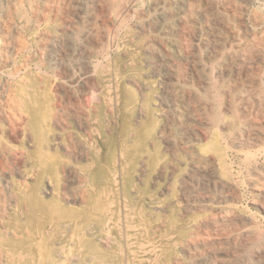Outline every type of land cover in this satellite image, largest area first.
Returning a JSON list of instances; mask_svg holds the SVG:
<instances>
[{
    "label": "rangeland",
    "instance_id": "rangeland-1",
    "mask_svg": "<svg viewBox=\"0 0 264 264\" xmlns=\"http://www.w3.org/2000/svg\"><path fill=\"white\" fill-rule=\"evenodd\" d=\"M96 1H98V2H96ZM114 1L115 2H113L112 0H106V1L105 0H76V1L75 0H68V1H66V0H63V1L62 0H47V1L46 0H38V1L37 0H35V1L34 0H24V2H23V0H18V1L17 0H7V1L0 0V8L2 7L0 9V24H3L5 20L8 22L7 23L5 21L6 22L5 25H8V24L10 25V23H11L10 27H5L4 29H0V34H1L0 35V40H1L0 41V47L6 45L7 43L16 42V40H18V41L20 40L19 42L21 43L20 47H17L13 51V54L11 53L9 55L10 61L7 64L5 63V65H3L4 66L3 72L5 71L4 74L8 76V80H11L9 82L12 84V87L14 90H16V89L18 90L20 86L23 87V91L25 93L24 94L25 98L28 96L27 99H28V101L31 102L29 112L27 115V125L29 127L30 133H32V134H30L29 137L28 136L26 137V135L23 133L22 130L15 129V127L8 125L6 120L5 121L2 120V122H0V126H1L0 127V145L4 144V146H7V148H6L7 151L4 152V154L3 153L0 154V160H1L0 161V185H2L0 187V193H1L0 194V211H3L1 213H5L4 215L0 213V218H1L0 219V223H1L0 224V250L2 249L1 251L5 254L4 255L0 251V253H1L0 254V264H35V263H37V264L38 263L39 264H58V263L59 264H72V263H74L75 260L77 262L75 261L74 264H82V263L85 264L87 261H88V263H86V264H92V263L93 264H96V263L97 264H105L106 262H107L106 264H128V263L129 264H147V261H148V264H155V263L159 264V262H160V264H164V263L165 264H196L197 262H198L197 264H249V263L260 264L261 262H264V258H263L264 257V241H263L264 240V236H263L264 235V229H263L264 228V209L262 208V207H264V205H263V203H264V189H263L264 188V166H263L264 165V141H263V139H264L263 138L264 137V135H263L264 134V129H263L264 128V126H263L264 125V93H263V91H264L263 90L264 89V78H263L264 77V56H263L264 55V52H263L264 51V44H263V42H264L263 41L264 40V37H263L264 36V21H263L264 20V7H263L264 6V0H260V1L259 0H245V1L244 0H238V1L237 0H202V1L201 0H196V1L195 0H169L168 2L166 0H153V1L152 0H141V1L140 0H135V1L134 0H127V1L126 0H114ZM149 1H150V3H149ZM236 1H237V3H236ZM31 2H32V4H31ZM89 2H91V3H89ZM192 2H193V4H192ZM25 3H27V4H25ZM197 3H198V5H197ZM246 3H247V5H246ZM51 4H54V5L56 4L55 6H57V7H55L54 5H51ZM194 4H196L197 7ZM40 5H41V7H40ZM98 5H100V6H98ZM181 5H182V7H181ZM44 7H45V9H44ZM109 7H111V8H109ZM155 7H156V9H155ZM190 7H193L194 9L190 8ZM15 8H18V9H15ZM173 8H174V10H173ZM248 8H249V10H247ZM253 8H255V9H253ZM4 9H6V10H4ZM26 10L29 12H27ZM44 10H46V11H44ZM143 10H145V11H143ZM240 10H241V12H240ZM109 11H110V13H109ZM158 11H162V15L159 14ZM235 11H237V13ZM48 12L51 15H49ZM225 12H227V14ZM231 12H232V14H231ZM3 13L6 15H4ZM97 13H99V14H97ZM174 13H175V15H174ZM192 13H194V14L192 15ZM228 13H230L231 15ZM238 13L241 15V17ZM27 14H28V16H27ZM221 14L224 16H222ZM249 14H250V16H249ZM255 14H256V16H255ZM34 15H35V17H34ZM205 15L206 16L208 15V16L206 17ZM215 16H216L217 20H216ZM1 17H3V18H1ZM27 17H29V18H27ZM231 17H233V18H231ZM68 18H69V21H68ZM89 18H91V19H89ZM208 18H210V19H208ZM221 18H223L224 21H221L222 20ZM248 19H250L251 21ZM81 20H82V22H81ZM127 20L130 22H128ZM255 20H257V21H255ZM111 21H113V22H111ZM123 21L125 22V24H123L124 23ZM49 22H51V23H49ZM190 22L192 24H190ZM222 22H224V23H222ZM105 23H107V24L105 25ZM245 23H247V24H245ZM28 24H29V26H28ZM30 24H32V25H30ZM34 24H38V25L35 26ZM203 24H204V26H203ZM155 25H156V27H155ZM188 25H190V26H188ZM196 25H198V26H196ZM84 26H85V28H84ZM152 26H154L155 28ZM168 26L171 27V29ZM212 26H214V27H212ZM243 26L248 27V28H245ZM41 27H42V29H40ZM233 27H235L234 28L235 30L232 29ZM236 27H238L240 29H238ZM38 28H39V30H38ZM106 28H107V30H106ZM118 28H120V29H118ZM133 28H134V30H133ZM8 29H10V30H8ZM30 29H32V31ZM236 29L238 30V32ZM23 30H25V31H23ZM79 30H81V31H79ZM108 31L109 32L111 31L112 33H109ZM15 32L17 35L15 34ZM106 32H108L109 34L107 35ZM165 32L166 33L168 32L169 34L168 33L166 34ZM259 32L261 33V35ZM44 33H45V35H44ZM92 33H94V34H92ZM217 33H218V35H217ZM219 33H220V35H219ZM18 34H22V35H18ZM34 34H36V35H34ZM144 34H145V36H144ZM223 34L225 37L222 36ZM226 34H227V37H226ZM24 35H25V37H24ZM213 35H215V36H213ZM9 36H11V37H9ZM26 36H28V37H26ZM134 36H135V38L137 37L139 41L137 40V38L135 39ZM185 36H186V38H185ZM202 36H203V38H202ZM41 37H43V38H41ZM52 37H53V39H51ZM142 37H143V39H142ZM145 37H147L146 40H145ZM28 38H30V39L27 40ZM75 38H77V39H75ZM79 38L82 40H80ZM105 38H106V40H105ZM67 39H69V40H67ZM101 39H103V41ZM189 39H190V41L192 40L191 41L192 43L189 41ZM257 39H258V41H257ZM95 40L97 41V43H95L96 42ZM140 40H141V42H140ZM171 41H173L174 43ZM23 42H25L27 45L24 44ZM28 42H30V44H28ZM163 42H164V44H163ZM104 43H106L105 44L106 46H104ZM142 43L144 44L143 46H142ZM187 43H189V44H187ZM232 43H234V44H232ZM62 44H63V46H62ZM109 44H111V45H109ZM100 45L102 46V48ZM167 45H169V46H167ZM32 46H33V48H32ZM94 46L97 48H95ZM116 46H117V48H116ZM212 46H214V47H212ZM51 47L54 49H52ZM63 47L65 49H63ZM140 47L142 49H140ZM223 47H224V49H223ZM206 48H208V49H206ZM33 49H35V51ZM85 49H87V50H85ZM133 49H135L136 51ZM217 49H219V50H217ZM18 50H22L23 52L22 51L19 52ZM140 50H141V52H140ZM232 50H234V51H232ZM53 51H55V52H53ZM59 51H60V53H59ZM88 51H90V53ZM131 51H133V53ZM157 51L158 52L160 51V52L158 53ZM73 53L75 55H73ZM130 53H132V54H130ZM138 53H139V55H138ZM148 53H150V54H148ZM153 53H156V54H153ZM204 53H206V54H204ZM51 54H52V56H51ZM117 54H120V55H117ZM141 54L143 55L142 57L140 56ZM176 54H178V55H176ZM25 55H27V56H25ZM131 55H133V56H131ZM175 56L178 58H176ZM180 56L182 57V59ZM208 56H209V58H208ZM247 56H249V57H247ZM13 57H15L14 60L11 59ZM19 57L20 58L22 57V58L20 59ZM23 57H25V58H23ZM87 57H89V59ZM191 57H193V58H191ZM201 58H202V60H201ZM46 60H48V62ZM55 60H56V62H55ZM139 60L140 61L142 60L141 62L142 63L144 62V63L142 64ZM200 60L202 62H200ZM226 60H228V61H226ZM261 60H262V62H261ZM103 61H105L106 63ZM129 61L130 62L132 61V64ZM22 62H24V63H22ZM18 63H21V64H18ZM26 63L29 66H27ZM111 63H114V64L112 65ZM107 64H108L109 68L106 67ZM124 64H125V66H124ZM258 64H259V66H258ZM178 65L179 66L181 65L180 66L181 68ZM98 66H99V68H98ZM114 66H115V68H114ZM117 66H118V68H117ZM122 66H124V68ZM133 66L135 68H132ZM167 66H170V67H167ZM11 67H13V68H11ZM14 67H15V71H14ZM43 67H45V68H43ZM56 67L58 69H56ZM225 67H227V68L225 69ZM182 68L184 69V71ZM214 68H216V69H214ZM222 68H223V70H222ZM243 68H245V69L242 70ZM28 69L30 70V72ZM42 69H43L44 74L42 73ZM48 69H50V70H48ZM17 70H18V72H17ZM146 70H148L150 73ZM190 70L193 73L190 72ZM108 71H109V74H108ZM130 71H132V72H130ZM171 71H173V72H171ZM14 72L16 75L14 74L15 76H11L10 73H14ZM46 72H48L49 74ZM56 73H57V75H56ZM188 73H189V75H188ZM235 73H236V75H235ZM81 75H83V76L81 77ZM108 75H111V76H108ZM112 75H114L113 78H112ZM174 75H176V76H174ZM249 75H250V77H249ZM131 76H132V78H131ZM145 76H147V77H145ZM191 76H194V78ZM39 77H42V78H39ZM63 77H65V78H63ZM155 77L156 78L159 77V78L156 79ZM187 77L190 79H188ZM2 78H3V75H0V81L2 80ZM109 78H111V79H109ZM126 78H127V80H126ZM243 78H245V79H243ZM30 79H32V80H30ZM142 79H145L146 81L142 80ZM197 79H199V80H197ZM223 79H227V80H223ZM139 80H140V82H138ZM118 81H119V83H118ZM159 82H161V83H159ZM258 82H259V84H258ZM40 83H41V85H40ZM55 83L57 85H55ZM99 83H100V85H99ZM105 84H106V86H105ZM160 84H161V87H160ZM141 85H143V86H141ZM172 85H175V86H172ZM43 86H44V88H43ZM93 86H95L97 88H95V87L92 88ZM144 86L146 87V89ZM103 87H104V89H103ZM115 87H117V88H115ZM129 87H130V89H129ZM156 87H158V90ZM164 87H165V89H164ZM48 89H49V91H48ZM85 89H86V91H85ZM17 90H16V92H17ZM53 90H54V92H53ZM91 90L97 94V100L98 101L91 97ZM260 90H262V91L260 92ZM134 91H135V94H134ZM258 91H259V93H258ZM71 92H74V93H71ZM137 92L140 95H137ZM220 92H221V95H220ZM181 93H183V94H181ZM242 93H244V94H242ZM53 94H55V95H53ZM255 94H256V96H255ZM0 95H2L1 92H0ZM87 95H88V97H87ZM100 95L102 96V98ZM58 96H59V98H58ZM138 96H139L140 100L139 99L137 100ZM154 96L156 99L154 98ZM81 97H83V98H81ZM111 97H114V98H111ZM86 98H87V100H86ZM128 98H130L129 99L130 101L128 100ZM165 98H167V99H165ZM80 99H82V101H80ZM108 99L110 100V102L108 101ZM159 99H160V101H159ZM247 99H248V101H247ZM100 100H101V102H100ZM103 100L106 102H103ZM153 100H155V101H153ZM199 100L201 101L202 104L200 103ZM242 100L243 101L245 100V101L243 102ZM145 101H146V103H145ZM151 101H153V102H151ZM54 102H55V104H54ZM181 102H183L184 104ZM192 102H194V103H192ZM32 103H33V105H32ZM105 103H107V104H105ZM179 103L181 104V106ZM229 103H231V104H229ZM252 103L255 105H253ZM95 104H96V106H95ZM129 104H131L132 107ZM144 104H146V106ZM177 106H178V109H177ZM220 106H221V108H220ZM97 107H99V108H97ZM129 107H131V108H129ZM132 109L134 111L136 110L135 111L136 113ZM193 109H194V111H192ZM85 110H86V112H85ZM129 110H131V111H129ZM247 110H248V112H247ZM72 111L76 112L75 116L72 115V114H74ZM88 111H89V113H88ZM105 111H106V114H105ZM142 111H144V112H142ZM166 111H168V112H166ZM201 111H203V112H201ZM5 112H6V114H8L9 113L8 109H5ZM51 112H53V113H51ZM173 112H174V114H172ZM68 114H69V116H67ZM155 115L158 117H156ZM96 116H98V117H96ZM133 116H135V117H133ZM197 116L199 117L198 119H197ZM247 116H249V117L247 118ZM57 117H59V118L56 119ZM131 117H132V119H130ZM238 117H240V118L238 119ZM96 118H97V120H96ZM139 118H140V120H139ZM112 119H114V120H112ZM176 119H177V121H176ZM138 120H139V122H138ZM170 120H172V121H170ZM240 120H242V121H240ZM159 121L160 122L162 121V122L160 123ZM72 122H74V123H72ZM114 122H115V124H114ZM117 122L119 124H117ZM174 122H175V125H174ZM181 122H182V125H181ZM106 123H107V126H106ZM131 123L133 126L131 125ZM70 124H72V125H70ZM259 124H260V126H259ZM89 125H90V127H89ZM99 125H100V127H99ZM102 125H104L103 126L104 128H102ZM32 126H34V127H32ZM186 126H188V127L186 128ZM57 127H58V129H55ZM260 127H261V130H263V131H260ZM85 128H86V130H85ZM101 128L104 132L101 131ZM177 128H180V129L182 128V129L180 130ZM157 129H159V132L157 131ZM222 129L224 131H222ZM11 130H13V131H11ZM109 130H111V131L109 132ZM15 131L16 132L19 131V132L16 133ZM69 131H71V134ZM79 131L81 134H83V136L81 134H79ZM87 131H89V132H87ZM165 131H166V133H165ZM254 131H256V132H254ZM160 132H164V134L160 133ZM238 132H240V134H238ZM126 133L128 136H126ZM64 134H66V135H64ZM160 134H161V137H160ZM246 134H247V136H246ZM51 135L54 138H52ZM152 135H156V136L152 137ZM235 135L236 136L239 135V136L236 137ZM222 136H224V137H222ZM256 136H258V137H256ZM104 137H106V138H104ZM121 137H123L122 140H121ZM17 138H19V139H17ZM49 138H51V139H49ZM62 138H63V140H62ZM229 138H230V140H229ZM236 138H238V139H236ZM240 138H242V139H240ZM57 139H60V140H57ZM115 140H116V142H115ZM135 140H136V142H134ZM155 140H157L160 144ZM226 140H228V141H226ZM75 141H76V143H75ZM89 141H92V142H89ZM102 141H104V142H102ZM121 141L124 143V144L122 143L123 145L121 144ZM132 141H133V143H132ZM144 141H145V143H144ZM125 142H127L128 144ZM169 142H171V143H169ZM95 143H98L99 145L95 144ZM147 143H149V145H147ZM167 143H169L170 145ZM89 144H90V147H89ZM229 144H230V146H229ZM70 145H71V147H70ZM121 145H122V147H121ZM157 145H159V146H157ZM161 145H163L162 148L160 147ZM108 146H109V149L107 148ZM127 146H129V148H131V149L128 150ZM147 146L150 148H148ZM249 146H252L253 148H251ZM104 147H105V149H104ZM180 147H181V149H180ZM239 147H240V152H239ZM257 147H258V149H257ZM91 148L93 150H96V151L93 152V150ZM141 148H143V149H141ZM229 148L232 150V152L230 151ZM170 149L171 150L173 149L172 150L173 152ZM235 149L237 151H235ZM253 149H254V151H253ZM13 151L15 152V154ZM103 151H105V152H103ZM132 151H133V153H132ZM225 151H226V153H225ZM230 152L233 153L234 155L230 154ZM22 153H23V156H21ZM74 153H75V155H74ZM90 153H92V154H90ZM153 153L155 154L154 156H153ZM248 153H249V155H248ZM228 154H230V155H228ZM177 155H179V156L177 157ZM86 156H87V158H86ZM114 156H116L117 158H115ZM128 157H130V158H128ZM133 157H135V158H133ZM65 158H67V159H65ZM177 158H180V159H177ZM248 158L250 160H248ZM253 158H255V159L253 160ZM64 159L67 162H65ZM115 159H117V160L115 161ZM221 159H224V160H221ZM256 159H257V162H256ZM89 160L91 161V163L89 162ZM148 160H150V161H148ZM229 160L231 163L229 162ZM5 161H7V162H5ZM123 161H125V162H123ZM232 161H233V164H232ZM247 161L249 163H247ZM112 162L115 166H117L116 168H115V166H113ZM122 162H123V164H122ZM234 162L237 164V166ZM254 162H255V164H254ZM86 163H88L87 164L88 166L86 165ZM126 163H127V165L128 164L129 165L127 166ZM26 164H27V166H26ZM105 164H107V166ZM143 165L146 166L145 169H144ZM152 165H153V167H152ZM246 165H248V166L245 167ZM63 166H65V168ZM74 166H76V167L74 168ZM118 166H119V169H118ZM131 166H133V167H131ZM17 167H19L20 171L15 169ZM135 167L136 168L138 167L139 169L137 168L138 169L137 170ZM150 167H152V168H150ZM32 169H34V171ZM114 169L116 170L117 174H116ZM152 169H153V171H151ZM239 169H241L242 171L240 170V172H239ZM120 170H122V171H120ZM149 170H150V173H148ZM251 170H253V171H251ZM62 171H63V173H62ZM81 171H83V172H81ZM175 171H177V172H175ZM127 172L131 173L132 175L127 174ZM241 172H245L246 174L241 173ZM247 172H248V174H247ZM125 173H126V177H125ZM66 175H67V177H66ZM129 175H131V176H129ZM155 175H156V177H155ZM166 175H168V176H166ZM84 176H86V177H84ZM100 176H102V177H100ZM122 176H123V178H122ZM178 176H180V177H178ZM239 176L242 178L241 180H240ZM144 177H145V179H144ZM166 177H167V179H166ZM47 178H48V180H46ZM85 178H87V179H85ZM98 178H100V179H98ZM114 178L116 181L113 180ZM170 178H171V180H170ZM217 178H218V180H217ZM44 179H45V181H44ZM131 179L132 180L134 179L133 180L134 182H131L132 181ZM100 180H101V182H100ZM126 180H127V182H126ZM128 180H130V181L128 182ZM142 180L144 181V183ZM220 180H223V181H220ZM226 180H227V183H226ZM253 180H254V182H253ZM159 181H160V183H158ZM241 181H243V182L241 183ZM80 182L82 183L81 186H80ZM110 182H111V184H110ZM152 182L154 183V185L152 184ZM176 182H177V184H176ZM179 182H180V184L181 183L182 184L181 185L178 184ZM238 182H239V184H238ZM7 183L11 186H9ZM26 183H27V185H26ZM74 183H75V185H74ZM94 183L97 185H95ZM103 184H107V185H103ZM146 184H147V186L145 187ZM50 185L52 188H50ZM93 185H95V186H93ZM155 185H158V186H155ZM230 185H232V186H230ZM163 186H166V187L164 188ZM258 186L259 187L261 186V188H259ZM83 187H86V189L84 188L85 189L84 190ZM103 187L106 188V190ZM159 187H161L160 188L161 190H159ZM253 187L254 188L256 187L258 189H256V188L254 189ZM46 188H48L50 190L47 189V191H46ZM127 188H128L129 194L126 190ZM148 188L150 189V191ZM51 189H52V191H51ZM69 189H70V191H69ZM116 189H118V190H116ZM236 189H237V191H236ZM4 190H6V191H4ZM7 190L9 191V193H7ZM77 190H80V191H77ZM81 190H83V191L81 192ZM87 190H88V192H87ZM177 190H178V192H177ZM244 190L246 191V193ZM40 191L41 192L44 191L43 193H45V194L41 193ZM124 191L127 193H125ZM143 191L146 193L144 194ZM182 191H183V193H182ZM232 191H233V193H231ZM238 191H240V193ZM56 192H57V194H56ZM61 192H62V194H61ZM134 192H136V193H134ZM150 192H151V194H150ZM156 192H158V193H156ZM166 192L168 193V196H166L167 195ZM250 192H251V194H250ZM98 193H102V194H98ZM110 193L113 194V196H114L113 199H114L115 203L113 202V199H111L112 194H110ZM118 193H119V195H118ZM14 194H16V195H14ZM83 194H85L86 197ZM142 194H144V195L141 196ZM261 194H263V195H261ZM98 195L102 196L103 200H102V197H100V196L97 197ZM105 195L107 197H109V199ZM127 195H129V196H127ZM179 195H181V196H179ZM187 195H188V197H187ZM68 196H70V197H68ZM72 196H74V197H72ZM240 196H242V197H240ZM13 197H15V198H13ZM66 197L69 200V203H68V200L66 199ZM104 197L108 201L106 199H104ZM134 197H135V199H134ZM221 197H222V199L220 200ZM80 198H82V199L80 200ZM127 198L129 199V201ZM5 199H6V202H5ZM83 199L85 200V202ZM142 199L144 202L142 201ZM95 200H96V203H97V201L99 203L102 201V203H100L99 205H98V203L95 204ZM117 200L119 201V203L117 202ZM130 200H131V203H130ZM140 201H142L141 204H140ZM166 201L167 202L169 201V202L167 203ZM123 202H125V203H123ZM136 202H137V204H135ZM157 202H159V203H157ZM250 202H252V203H250ZM6 203H7V205L8 204L9 205L6 206ZM51 203H53V204H51ZM107 203H109L111 205H109ZM117 203L119 204V206ZM142 203H145L146 205L142 204ZM160 204L162 206H160ZM10 205H11V207H9ZM129 205L131 206V209H130ZM132 205H133V207L135 205V207L133 208ZM163 205H164V207H163ZM98 206L99 207L101 206L102 209L99 208ZM120 206L122 209L119 208ZM217 206H218V208H217ZM222 206H224L225 208ZM51 207H52V210H51ZM104 207H105V209H104ZM123 208H125V209H123ZM181 208H182V210H180ZM106 209H107V211H105ZM110 209H111V211H110ZM87 210H89V211H87ZM90 210H92V211L90 212ZM94 210L96 212L98 210V212L96 213ZM116 210L118 211V213ZM124 210H125V212H124ZM160 210H161V212H160ZM174 210H176V211H174ZM18 211H21V212H18ZM100 211H101V213H100ZM149 211L153 212V213L151 214ZM224 211H225V213H224ZM253 211H255V212H253ZM82 212H83V214H82ZM105 212H107V213H105ZM109 212H110V214H109ZM120 212H122V213H120ZM175 212H177V213H175ZM210 212H212V213H210ZM227 212H229L230 214ZM84 213H86V215H84ZM98 213L101 215L99 216ZM144 213H146V214H144ZM173 213H175V215L176 214H178V215L174 216ZM231 213L234 215L232 216ZM71 214H73V215H71ZM136 214H139V215H136ZM95 215L97 218H95ZM146 215H148V216H146ZM212 216H214V218L215 217L216 218L214 219ZM100 217L102 218V221H100L101 220ZM103 217L105 219H103ZM92 218H93V220H92ZM233 218H234V220H232ZM252 219H254V220H252ZM65 220L66 221L68 220V221L66 222ZM118 220H120L121 222ZM181 220H182V222H181ZM259 220H260V223H259ZM78 221H79V223H78ZM60 222H63V223H60ZM91 222H93L94 224ZM96 222L98 224H96ZM102 222H103V224H102ZM184 222L186 225L184 224ZM211 222H212V224H211ZM105 223L107 226L105 225ZM4 224H5V226H4ZM15 224H16V226H15ZM100 224H102V225H100ZM115 224H118V225H115ZM164 224H165V226H164ZM215 224H216V226H215ZM84 225L86 227H84ZM258 225H259V227H258ZM54 226H55V228H54ZM105 226L108 228L110 227V228L108 229ZM122 227H123V229H122ZM132 227H134V228H132ZM152 227H153V229H151ZM176 227H178V228H176ZM227 227H229V228H227ZM16 228L17 229L20 228L19 229L20 231L17 230ZM23 228H24V230H21ZM85 228H87V229H85ZM90 228L93 230L90 231ZM97 228H98V230H97ZM141 228H143L144 230ZM48 229H51V230L49 231ZM62 229H64V230H62ZM68 229H70V230L68 231ZM104 229H106V230H104ZM217 229H219V230H217ZM8 230H9V233H8ZM10 230L14 233H12ZM82 230H84V231H82ZM149 230L151 231V233H149ZM178 230H181V232ZM190 230L192 233L190 232ZM59 231H61V232H59ZM63 231H65V232L67 231V233H65ZM94 231H96L97 233H95ZM99 231L102 234H99ZM172 231H174V232H172ZM187 231H189V232H187ZM196 231H197V233H196ZM47 232L49 233V236H48ZM93 232H94V235H93ZM104 232L106 234H108V236ZM258 232H259V234H258ZM5 233H7L8 235L5 236ZM61 233H63V234H61ZM144 233L146 236L144 235ZM163 233H165V234H163ZM170 233H171V235H170ZM260 233H261V236H260ZM151 234H154V235H151ZM208 234H210L211 236ZM214 234H217L218 236L217 235L214 236ZM95 235L97 236V238ZM224 235H226V236H224ZM105 236H106V238H105ZM158 236H160V237H158ZM168 236H169V238H168ZM237 236H238V238H237ZM114 237H115V239H114ZM153 237H154L155 241H154ZM248 237L251 239H249ZM85 238H86V240L88 239L89 241L88 240L86 241ZM93 238L95 240L94 242H93ZM143 238H145V239H143ZM148 238H152V239L150 240ZM244 238H247L248 240L244 239ZM65 239H66V242H63V241H65ZM97 239H98V241H96ZM102 239H103V242H102ZM109 239H110V241H109ZM215 239H217V240L215 241ZM114 240H115L116 244L119 242L121 245L119 243L117 244L118 246L115 243L113 244ZM148 240H149V242H148ZM158 240H160V241H158ZM260 240H261V242H260ZM61 241H62V243H61ZM75 241H76V243H75ZM84 241H85V244L82 246ZM233 241H234V243H233ZM53 242H55V243H53ZM77 242H78V244H77ZM80 242H81V244H80ZM87 242H89V243H87ZM91 242H93V243H91ZM95 242L98 244L95 245ZM123 242H124V244H123ZM193 242H195V243H193ZM246 242H247V244H246ZM138 243H139V245H138ZM49 244H51V245H49ZM90 244L91 245L94 244V245L91 246ZM78 245H79V247H78ZM109 245H110V247H109ZM65 246L70 247V249L65 247ZM103 246H104V248H103ZM115 246H117V247H115ZM119 246H123L124 248L123 247L119 248ZM155 246H157V247H155ZM195 246H196V248H195ZM61 247H62V250H60ZM77 247L79 249H77ZM106 247H108V249ZM114 247L116 248V252H114L115 251ZM153 247H155V248L153 249ZM160 248H162V249H160ZM186 248H190V250L186 249ZM192 248H194V249H192ZM261 248H263V249H261ZM66 249H68V250H66ZM74 249H77V250H74ZM191 249H192V252H191ZM206 249H207L208 253L206 252ZM254 249H256L257 251ZM33 250H35V251H33ZM161 250H163V251H161ZM251 250H252V252H251ZM209 251H211V252H209ZM228 251H230V252H228ZM24 252H26V253H24ZM54 252H55V254H54ZM59 252H61V253H59ZM67 252H69L71 255H73L75 252L76 256L73 255L69 260L65 261L64 255ZM105 252H108V253H105ZM172 252H174V254ZM234 252H235V254H234ZM58 253L60 254V256ZM80 253H81V255H80ZM77 254H78V256H77ZM153 254H155L156 257ZM221 254L224 256H221ZM25 255H27L28 257ZM109 255H111V257ZM259 255H260V257L261 256L262 257L260 258ZM177 256H178V258H177ZM254 256H256V257H254ZM3 257H5V258H3ZM73 257H74V259H72ZM77 257H78V259H75ZM86 257H89L90 259L86 258ZM120 257H122V258H120ZM134 257L135 258L137 257V258L134 259ZM120 259H121V263L119 261ZM163 259H164V261H163ZM85 260H86V262H84ZM156 260L159 262L157 263ZM36 261H38V262H36ZM68 261H70L71 263Z\"/></svg>",
    "mask_w": 264,
    "mask_h": 264
},
{
    "label": "bare ground",
    "instance_id": "bare-ground-1",
    "mask_svg": "<svg viewBox=\"0 0 264 264\" xmlns=\"http://www.w3.org/2000/svg\"><path fill=\"white\" fill-rule=\"evenodd\" d=\"M5 1H7V0H5ZM17 1H18V0H17ZM34 1H35V0H34ZM37 1H38V0H37ZM46 1H47V0H46ZM62 1H63V0H62ZM66 1H68V0H66ZM75 1H76V0H75ZM105 1H106V0H105ZM112 1L115 2L114 0H112ZM126 1H127V0H126ZM134 1H135V0H134ZM140 1H141V0H140ZM152 1H153V0H152ZM166 1L168 2L169 0H166ZM195 1H196V0H195ZM201 1H202V0H201ZM237 1H238V0H237ZM237 1H236V3H237ZM244 1H245V0H244ZM259 1H260V0H259ZM1 2H2V1H1ZM23 2H24V0H23ZM60 2H61V1H60ZM83 2H84V1H83ZM91 2H92V1H91ZM91 2H89V3H91ZM96 2H98V1H96ZM138 2H139V1H138ZM142 2H143V1H142ZM155 2H156V1H155ZM257 2H258V1H257ZM21 3H22V2H21ZM56 3H57V2H56ZM94 3H95V2H94ZM117 3H118V2H117ZM149 3H150V1H149ZM180 3H181V2H180ZM215 3H216V2H215ZM230 3H231V2H230ZM234 3H235V2H234ZM23 4H24V3H23ZM25 4H27V3H25ZM31 4H32V2H31ZM33 4H34V3H33ZM45 4H46V3H45ZM48 4H49V3H48ZM76 4H77V3H76ZM100 4H101V3H100ZM122 4H123V3H122ZM124 4H125V3H124ZM192 4H193V2H192ZM244 4H245V3H244ZM248 4H249V3H248ZM254 4H255V3H254ZM254 4H253V5H254ZM10 5H11V4H10ZM51 5H54V4H51ZM55 5H56V4H55ZM55 5H54V6H55ZM64 5H65V4H64ZM151 5H152V4H151ZM171 5H172V4H171ZM194 5H196V4H194ZM197 5H198V3H197ZM197 5H196V7H197ZM208 5H209V4H208ZM212 5H213V4H212ZM214 5H215V4H214ZM236 5H237V4H236ZM246 5H247V3H246ZM5 6H6V5H5ZM26 6H27V5H26ZM67 6H68V5H67ZM85 6H86V5H85ZM96 6H97V5H96ZM98 6H100V5H98ZM112 6H113V5H112ZM122 6H123V5H122ZM122 6H121V7H122ZM192 6H193V5H192ZM201 6H202V5H201ZM205 6H206V5H205ZM6 7H7V6H6ZM24 7H25V6H24ZM40 7H41V5H40ZM55 7H57V6H55ZM65 7H66V6H65ZM86 7H87V6H86ZM90 7H91V6H90ZM115 7H116V6H115ZM147 7H148V6H147ZM164 7H165V6H164ZM168 7H169V6H168ZM173 7H174V6H173ZM181 7H182V5H181ZM194 7H195V6H194ZM228 7H229V6H228ZM257 7H258V6H257ZM263 7H264V6H263ZM1 8H2V7H1ZM1 8H0V9H1ZM88 8H89V7H88ZM109 8H111V7H109ZM116 8H117V7H116ZM137 8H138V7H137ZM190 8H193V7H190ZM199 8H200V7H199ZM255 8H256V7H255ZM255 8H253V9H255ZM15 9H18V8H15ZM22 9H23V8H22ZM25 9H26V8H25ZM35 9H36V8H35ZM44 9H45V7H44ZM52 9H53V8H52ZM106 9H107V8H106ZM106 9H105V10H106ZM117 9H118V8H117ZM123 9H124V8H123ZM129 9H130V8H129ZM135 9H136V8H135ZM135 9H134V10H135ZM155 9H156V7H155ZM167 9H168V8H167ZM193 9H194V8H193ZM196 9H197V8H196ZM201 9H202V8H201ZM214 9H215V8H214ZM218 9H219V8H218ZM4 10H6V9H4ZM10 10H11V9H10ZM40 10H41V9H40ZM93 10H94V9H93ZM110 10H111V9H110ZM131 10H132V9H131ZM147 10H148V9H147ZM170 10H171V9H170ZM173 10H174V8H173ZM182 10H183V9H182ZM182 10H181V11H182ZM185 10H186V9H185ZM208 10H209V9H208ZM215 10H216V9H215ZM220 10H221V9H220ZM228 10H229V9H228ZM231 10H232V9H231ZM247 10H249V8H248ZM22 11H23V10H22ZM26 11H27V10H26ZM36 11H37V10H36ZM36 11H35V12H36ZM42 11H43V10H42ZM44 11H46V10H44ZM85 11H86V10H85ZM126 11H127V10H126ZM132 11H133V10H132ZM143 11H145V10H143ZM149 11H150V10H149ZM217 11H218V10H217ZM4 12H5V11H4ZM11 12H12V11H11ZM27 12H29V11H27ZM61 12H62V11H61ZM67 12H68V11H67ZM97 12H98V11H97ZM147 12H148V11H147ZM147 12H146V13H147ZM188 12H189V11H188ZM235 12L237 13V11H235ZM240 12H241V10H240ZM48 13H49V12H48ZM51 13H52V12H51ZM55 13H56V12H55ZM70 13H71V12H70ZM85 13H86V12H85ZM109 13H110V11H109ZM122 13H123V12H122ZM141 13H142V12H141ZM144 13H145V12H144ZM158 13L162 15V11H158ZM177 13H178V12H177ZM180 13H181V12H180ZM194 13H195V12H194ZM194 13H192V15H193ZM217 13H218V12H217ZM225 13L227 14V12H225ZM244 13H245V12H244ZM260 13H261V12H260ZM3 14H4V13H3ZM73 14H74V13H73ZM92 14H93V13H92ZM97 14H99V13H97ZM114 14H115V13H114ZM127 14H128V13H127ZM133 14H134V13H133ZM159 14H158V15H159ZM172 14H173V13H172ZM202 14H203V13H202ZM219 14H220V13H219ZM228 14H230V13H228ZM231 14H232V12H231ZM231 14H230V15H231ZM238 14H239V13H238ZM242 14H243V13H242ZM261 14H262V13H261ZM4 15H6V14H4ZM49 15H51V14L49 13ZM52 15H53V14H52ZM106 15H107V14H106ZM110 15H111V14H110ZM125 15H126V14H125ZM125 15H124V16H125ZM174 15H175V13H174ZM179 15H180V14H179ZM209 15H210V14H209ZM221 15H222V14H221ZM239 15H240V14H239ZM27 16H28V14H27ZM29 16H30V15H29ZM58 16H59V15H58ZM118 16H119V15H118ZM135 16H136V15H135ZM145 16H146V15H145ZM184 16H185V15H184ZM205 16H206V15H205ZM207 16H208V15H207ZM207 16H206V17H207ZM222 16H224V15H222ZM228 16H229V15H228ZM249 16H250V14H249ZM255 16H256V14H255ZM34 17H35V15H34ZM43 17H44V16H43ZM55 17H56V16H55ZM93 17H94V16H93ZM95 17H96V16H95ZM120 17H121V16H120ZM120 17H119V18H120ZM177 17H178V16H177ZM218 17H219V16H218ZM226 17H227V16H226ZM240 17H241V15H240ZM244 17H245V16H244ZM247 17H248V16H247ZM1 18H3V17H1ZM21 18H22V17H21ZM21 18H20V19H21ZM27 18H29V17H27ZM59 18H60V17H59ZM77 18H78V17H77ZM84 18H85V17H84ZM87 18H88V17H87ZM130 18H131V17H130ZM137 18H138V17H137ZM199 18H200V17H199ZM215 18H216V16H215ZM231 18H233V17H231ZM46 19H47V18H46ZM64 19H65V18H64ZM78 19H79V18H78ZM89 19H91V18H89ZM107 19H108V18H107ZM148 19H149V18H148ZM179 19H180V18H179ZM208 19H210V18H208ZM221 19H222L221 21H224L223 18H221ZM235 19H236V18H235ZM251 19H252V18H251ZM24 20H25V19H24ZM24 20H23V21H24ZM27 20H28V19H27ZM101 20H102V19H101ZM124 20H125V19H124ZM131 20H132V19H131ZM134 20H135V19H134ZM172 20H173V19H172ZM183 20H184V19H183ZM211 20H212V19H211ZM214 20H215V19H214ZM216 20H217V18H216ZM225 20H226V19H225ZM238 20H239V19H238ZM243 20H244V19H243ZM248 20H250V19H248ZM253 20H254V19H253ZM5 21H6V20H5ZM5 21H4L3 24H0V29H4L5 27H10L11 23L9 22L10 25H9V24H8V25H5V23L7 22V21H6V22H5ZM11 21H12V20H11ZM35 21H36V20H35ZM55 21H56V20H55ZM64 21H65V20H64ZM68 21H69V18H68ZM83 21H84V20H83ZM118 21H119V20H118ZM127 21H128V20H127ZM226 21H227V20H226ZM236 21H237V20H236ZM239 21H240V20H239ZM246 21H247V20H246ZM250 21H251V20H250ZM255 21H257V20H255ZM263 21H264V20H263ZM32 22H33V21H32ZM56 22H57V21H56ZM74 22H75V21H74ZM81 22H82V20H81ZM97 22H98V21H97ZM111 22H113V21H111ZM123 22H124V21H123ZM128 22H130V21H128ZM134 22H135V21H134ZM166 22H167V21H166ZM181 22H182V21H181ZM7 23H8V22H7ZM49 23H51V22H49ZM164 23H165V22H164ZM205 23H206V22H205ZM220 23H221V22H220ZM222 23H224V22H222ZM250 23H251V22H250ZM19 24H20V23H19ZM65 24H66V23H65ZM106 24H107V23H105V25H106ZM123 24H125V22H124ZM134 24H135V23H134ZM137 24H138V23H137ZM155 24H156V23H155ZM190 24H192V23L190 22ZM197 24H198V23H197ZM201 24H202V23H201ZM239 24H240V23H239ZM243 24H244V23H243ZM245 24H247V23H245ZM30 25H32V24H30ZM34 25L36 26V25H38V24H34ZM51 25H52V24H51ZM141 25H142V24H141ZM167 25H168V24H167ZM25 26H26V25H25ZM28 26H29V24H28ZM35 26H34V27H35ZM47 26H48V25H47ZM79 26H80V25H79ZM107 26H108V25H107ZM107 26H106V27H107ZM188 26H190V25H188ZM192 26H193V25H192ZM196 26H198V25H196ZM203 26H204V24H203ZM219 26H220V25H219ZM219 26H218V27H219ZM231 26H232V25H231ZM251 26H252V25H251ZM56 27H57V26H56ZM74 27H75V26H74ZM152 27H154V26H152ZM155 27H156V25H155ZM155 27H154V28H155ZM168 27H169V26H168ZM212 27H214V26H212ZM223 27H224V26H223ZM238 27H239V26H238ZM238 27H236V28H238ZM243 27H245V26H243ZM14 28H15V27H14ZM16 28H17V27H16ZM43 28H44V27H43ZM66 28H67V27H66ZM81 28H82V27H81ZM84 28H85V26H84ZM104 28H105V27H104ZM109 28H110V27H109ZM129 28H130V27H129ZM136 28H137V27H136ZM165 28H166V27H165ZM169 28L171 29V27H169ZM193 28H194V27H193ZM227 28H228V27H227ZM229 28H230V27H229ZM234 28H235V27H233L232 29H234ZM245 28H248V27H245ZM19 29H20V28H19ZM40 29H42V27H41ZM44 29H45V28H44ZM68 29H69V28H68ZM94 29H95V28H94ZM118 29H120V28H118ZM217 29H218V28H217ZM238 29H240V28H238ZM8 30H10V29H8ZM14 30H15V29H14ZM30 30L32 31V29H30ZM38 30H39V28H38ZM69 30H70V29H69ZM69 30H68V31H69ZM92 30H93V29H92ZM106 30H107V28H106ZM111 30H112V29H111ZM114 30H115V29H114ZM133 30H134V28H133ZM204 30H205V29H204ZM206 30H207V29H206ZM208 30H209V29H208ZM218 30H219V29H218ZM234 30H235V29H234ZM236 30H237V29H236ZM257 30H258V29H257ZM23 31H25V30H23ZM42 31H43V30H42ZM53 31H54V30H53ZM79 31H81V30H79ZM101 31H102V30H101ZM212 31H213V30H212ZM1 32H2V31H1ZM36 32H37V31H36ZM36 32H35V33H36ZM102 32H103V31H102ZM108 32H109V31H108ZM108 32H106L107 35H108L109 33H112L111 31H110L109 33H108ZM132 32H133V31H132ZM152 32H153V31H152ZM172 32H173V31H172ZM208 32H209V31H208ZM220 32H221V31H220ZM223 32H224V31H223ZM237 32H238V30H237ZM261 32H262V31H261ZM8 33H9V32H8ZM8 33H7V34H8ZM11 33H12V32H11ZM19 33H20V32H19ZM38 33H39V32H38ZM52 33H53V32H52ZM54 33H55V32H54ZM59 33H60V32H59ZM59 33H58V34H59ZM62 33H63V32H62ZM148 33H149V32H148ZM165 33H166V32H165ZM167 33H168V32H167ZM167 33H166V34H167ZM213 33H214V32H213ZM225 33H226V32H225ZM225 33H224V34H225ZM229 33H230V32H229ZM233 33H234V32H233ZM242 33H243V32H242ZM245 33H246V32H245ZM259 33H260V32H259ZM15 34H16V32H15ZM72 34H73V33H72ZM92 34H94V33H92ZM95 34H96V33H95ZM126 34H127V33H126ZM163 34H164V33H163ZM168 34H169V33H168ZM202 34H203V33H202ZM224 34H223L222 36H224ZM227 34H228V33H227ZM227 34H226V37H227ZM235 34H236V33H235ZM247 34H248V33H247ZM0 35H1V34H0ZM8 35H9V34H8ZM16 35H17V34H16ZM18 35H22V34H18ZM28 35H29V34H28ZM34 35H36V34H34ZM44 35H45V33H44ZM81 35H82V34H81ZM107 35H106V36H107ZM119 35H120V34H119ZM131 35H132V34H131ZM155 35H156V34H155ZM215 35H216V34H215ZM215 35H213V36H215ZM217 35H218V33H217ZM219 35H220V33H219ZM242 35H243V34H242ZM244 35H245V34H244ZM260 35H261V33H260ZM262 35H263V34H262ZM11 36H12V35H11ZM11 36H9V37H11ZM48 36H49V35H48ZM56 36H57V35H56ZM56 36H55V37H56ZM102 36H103V35H102ZM104 36H105V35H104ZM109 36H110V35H109ZM109 36H108V37H109ZM117 36H118V35H117ZM135 36H136V35H135ZM135 36H134V38H135ZM144 36H145V34H144ZM146 36H147V35H146ZM149 36H150V35H149ZM183 36H184V35H183ZM237 36H238V35H237ZM3 37H4V36H3ZM3 37H2V38H3ZM24 37H25V35H24ZM26 37H28V36H26ZM68 37H69V36H68ZM74 37H75V36H74ZM84 37H85V36H84ZM121 37H122V36H121ZM164 37H165V36H164ZM174 37H175V36H174ZM206 37H207V36H206ZM216 37H217V36H216ZM224 37H225V36H224ZM224 37H223V38H224ZM246 37H247V36H246ZM258 37H259V36H258ZM263 37H264V36H263ZM13 38H14V37H13ZM15 38H16V37H15ZM41 38H43V37H41ZM45 38H46V37H45ZM47 38H48V37H47ZM102 38H103V37H102ZM127 38H128V37H127ZM136 38H137V37H136ZM136 38H135V39H136ZM146 38H147V37H145V40H146ZM185 38H186V36H185ZM193 38H194V37H193ZM200 38H201V37H200ZM202 38H203V36H202ZM235 38H236V37H235ZM21 39H22V38H21ZM29 39H30V38H28L27 40H29ZM51 39H53V37H52ZM75 39H77V38H75ZM79 39H80V38H79ZM90 39H91V38H90ZM119 39H120V38H119ZM125 39H126V38H125ZM125 39H124V40H125ZM135 39H134V40H135ZM142 39H143V37H142ZM172 39H173V38H172ZM238 39H239V38H238ZM246 39H247V38H246ZM262 39H263V38H262ZM25 40H26V39H25ZM41 40H42V39H41ZM41 40H40V41H41ZM43 40H44V39H43ZM67 40H69V39H67ZM80 40H82V39H80ZM101 40L103 41V39H101ZM105 40H106V38H105ZM120 40H121V39H120ZM137 40H138V38H137ZM153 40H154V39H153ZM213 40H214V39H213ZM227 40H228V39H227ZM247 40H248V39H247ZM0 41H1V40H0ZM19 41H20V40H19ZM19 41L16 40V42H13V43H12V42H11V43H7L6 45L0 47V75H3V78H2V80L0 81V92H1V94H2V95H0V122H2V120H3V121L6 120V122H7L8 125H10V126H12V127H15V129H20V130H22L23 133L26 135V137H27V136L29 137L30 134H32V133H30V131H29V127H28V125H27V115H28V112H29V108H30L31 102L28 101V99H27L28 96L25 98V96H24L25 93H24V91H23V87L20 86L18 90L16 89V90H17V92H16V90L13 89L12 84L9 82V81H11V80H8V76L4 74L5 71L3 72V67H4L3 65H5V63L7 64V63L10 61V57H9V55H10L11 53L13 54V51H14L17 47H20V44H21V43H20ZM23 41H24V40H23ZM31 41H32V40H31ZM70 41H71V40H70ZM72 41H73V40H72ZM95 41H96V40H95ZM138 41H139V40H138ZM143 41H144V40H143ZM149 41H150V40H149ZM156 41H157V40H156ZM189 41H190V39H189ZM191 41H192V40H191ZM191 41H190V42H191ZM245 41H246V40H245ZM257 41H258V39H257ZM257 41H256V42H257ZM263 41H264V40H263ZM25 42H26V41H25ZM25 42H23V43L26 44ZM42 42H43V41H42ZM80 42H81V41H80ZM92 42H93V41H92ZM100 42H101V41H100ZM109 42H110V41H109ZM124 42H125V41H124ZM129 42H130V41H129ZM140 42H141V40H140ZM171 42H173V41H171ZM176 42H177V41H176ZM231 42H232V41H231ZM234 42H235V41H234ZM250 42H251V41H250ZM1 43H2V42H1ZM36 43H37V42H36ZM54 43H55V42H54ZM57 43H58V42H57ZM71 43H72V42H71ZM95 43H97V41H96ZM110 43H111V42H110ZM133 43H134V42H133ZM173 43H174V42H173ZM191 43H192V42H191ZM199 43H200V42H199ZM206 43H207V42H206ZM212 43H213V42H212ZM214 43H215V42H214ZM218 43H219V42H218ZM220 43H221V42H220ZM235 43H236V42H235ZM240 43H241V42H240ZM247 43H248V42H247ZM28 44H30V42H28ZM77 44H78V43H77ZM85 44H86V43H85ZM105 44H106V43H104V46H106ZM107 44H108V43H107ZM119 44H120V43H119ZM145 44H146V43H145ZM163 44H164V42H163ZM187 44H189V43H187ZM228 44H229V43H228ZM232 44H234V43H232ZM237 44H238V43H237ZM242 44H243V43H242ZM259 44H260V43H259ZM263 44H264V42H263ZM26 45H27V44H26ZM44 45H45V44H44ZM56 45H57V44H56ZM58 45H59V44H58ZM109 45H111V44H109ZM140 45H141V44H140ZM143 45H144V44L142 43V46H143ZM165 45H166V44H165ZM175 45H176V44H175ZM212 45H213V44H212ZM39 46H40V45H39ZM50 46H51V45H50ZM52 46H53V45H52ZM62 46H63V44H62ZM65 46H66V45H65ZM78 46H79V45H78ZM80 46H81V45H80ZM88 46H89V45H88ZM100 46H101V45H100ZM167 46H169V45H167ZM176 46H177V45H176ZM203 46H204V45H203ZM214 46H215V45H214ZM214 46H212V47H214ZM223 46H224V45H223ZM25 47H26V46H25ZM29 47H30V46H29ZM85 47H86V46H85ZM94 47H95V46H94ZM94 47H93V48H94ZM114 47H115V46H114ZM121 47H122V46H121ZM130 47H131V46H130ZM136 47H137V46H136ZM157 47H158V46H157ZM182 47H183V46H182ZM190 47H191V46H190ZM210 47H211V46H210ZM242 47H243V46H242ZM246 47H247V46H246ZM32 48H33V46H32ZM43 48H44V47H43ZM51 48H52V47H51ZM78 48H79V47H78ZM95 48H97V47H95ZM101 48H102V46H101ZM103 48H104V47H103ZM116 48H117V46H116ZM137 48H138V47H137ZM158 48H159V47H158ZM215 48H216V47H215ZM215 48H214V49H215ZM37 49H38V48H37ZM39 49H40V48H39ZM52 49H54V48H52ZM63 49H65V48L63 47ZM74 49H75V48H74ZM74 49H73V50H74ZM118 49H119V48H118ZM140 49H142V48L140 47ZM206 49H208V48H206ZM223 49H224V47H223ZM223 49H222V50H223ZM240 49H241V48H240ZM33 50L35 51V49H33ZM50 50H51V49H50ZM67 50H68V49H67ZM75 50H76V49H75ZM85 50H87V49H85ZM107 50H108V49H107ZM109 50H110V49H109ZM120 50H121V49H120ZM133 50H135V49H133ZM153 50H154V49H153ZM168 50H169V49H168ZM184 50H185V49H184ZM217 50H219V49H217ZM227 50H228V49H227ZM249 50H250V49H249ZM258 50H259V49H258ZM258 50H257V51H258ZM18 51L20 52V51H22V50H18ZM24 51H25V50H24ZM26 51H27V50H26ZM39 51H40V50H39ZM92 51H93V50H92ZM114 51H115V50H114ZM135 51H136V50H135ZM138 51H139V50H138ZM175 51H176V50H175ZM209 51H210V50H209ZM225 51H226V50H225ZM225 51H224V52H225ZM232 51H234V50H232ZM22 52H23V51H22ZM40 52H41V51H40ZM53 52H55V51H53ZM88 52L90 53V51H88ZM106 52H107V51H106ZM119 52H120V51H119ZM123 52H124V51H123ZM131 52L133 53V51H131ZM140 52H141V50H140ZM157 52H158V51H157ZM159 52H160V51H159ZM159 52H158V53H159ZM165 52H166V51H165ZM217 52H218V51H217ZM219 52H220V51H219ZM228 52H229V51H228ZM239 52H240V51H239ZM243 52H244V51H243ZM261 52H262V51H261ZM263 52H264V51H263ZM38 53H39V52H38ZM59 53H60V51H59ZM65 53H66V52H65ZM68 53H69V52H68ZM70 53H71V52H70ZM80 53H81V52H80ZM97 53H98V52H97ZM115 53H116V52H115ZM124 53H125V52H124ZM132 53H130V54H132ZM142 53H143V52H142ZM173 53H174V52H173ZM176 53H177V52H176ZM192 53H193V52H192ZM226 53H227V52H226ZM252 53H253V52H252ZM42 54H43V53H42ZM76 54H77V53H76ZM81 54H82V53H81ZM145 54H146V53H145ZM148 54H150V53H148ZM153 54H156V53H153ZM190 54H191V53H190ZM204 54H206V53H204ZM247 54H248V53H247ZM37 55H38V54H37ZM53 55H54V54H53ZM61 55H62V54H61ZM73 55H75V54L73 53ZM83 55H84V54H83ZM104 55H105V54H104ZM108 55H109V54H108ZM117 55H120V54H117ZM138 55H139V53H138ZM176 55H178V54H176ZM199 55H200V54H199ZM209 55H210V54H209ZM227 55H228V54H227ZM253 55H254V54H253ZM257 55H258V54H257ZM21 56H22V55H21ZM25 56H27V55H25ZM39 56H40V55H39ZM48 56H49V55H48ZM51 56H52V54H51ZM51 56H50V57H51ZM80 56H81V55H80ZM91 56H92V55H91ZM113 56H114V55H113ZM123 56H124V55H123ZM131 56H133V55H131ZM136 56H137V55H136ZM140 56L142 57L143 55L141 54ZM148 56H149V55H148ZM165 56H166V55H165ZM201 56H202V55H201ZM241 56H242V55H241ZM261 56H262V55H261ZM263 56H264V55H263ZM11 57H12V56H11ZM31 57H32V56H31ZM31 57H30V58H31ZM64 57H65V56H64ZM94 57H95V56H94ZM104 57H105V56H104ZM175 57H176V56H175ZM180 57H181V56H180ZM183 57H184V56H183ZM206 57H207V56H206ZM247 57H249V56H247ZM255 57H256V56H255ZM14 58H15V57H13V58H11V59L14 60ZM19 58H20V57H19ZM21 58H22V57H21ZM21 58H20V59H21ZM23 58H25V57H23ZM38 58H39V57H38ZM42 58H43V57H42ZM51 58H52V57H51ZM72 58H73V57H72ZM81 58H82V57H81ZM87 58L89 59V57H87ZM96 58H97V57H96ZM128 58H129V57H128ZM163 58H164V57H163ZM166 58H167V57H166ZM176 58H178V57H176ZM191 58H193V57H191ZM202 58H203V57H202ZM202 58H201V60H202ZM208 58H209V56H208ZM217 58H218V57H217ZM131 59H132V58H131ZM140 59H141V58H140ZM147 59H148V58H147ZM181 59H182V57H181ZM186 59H187V58H186ZM53 60H54V59H53ZM67 60H68V59H67ZM73 60H74V59H73ZM109 60H110V59H109ZM114 60H115V59H114ZM166 60H167V59H166ZM187 60H188V59H187ZM187 60H186V61H187ZM201 60H200V62H202ZM211 60H212V59H211ZM257 60H258V59H257ZM16 61H17V60H16ZM23 61H24V60H23ZM27 61H28V60H27ZM36 61H37V60H36ZM46 61L48 62V60H46ZM58 61H59V60H58ZM133 61H134V60H133ZM136 61H137V60H136ZM139 61H140V60H139ZM141 61H142V60H141ZM141 61H140V62H141ZM226 61H228V60H226ZM29 62H30V61H29ZM33 62H34V61H33ZM49 62H50V61H49ZM55 62H56V60H55ZM92 62H93V61H92ZM92 62H91V63H92ZM100 62H101V61H100ZM103 62H105V61H103ZM112 62H113V61H112ZM114 62H115V61H114ZM129 62H130V61H129ZM129 62H128V63H129ZM148 62H149V61H148ZM163 62H164V61H163ZM172 62H173V61H172ZM193 62H194V61H193ZM224 62H225V61H224ZM234 62H235V61H234ZM244 62H245V61H244ZM261 62H262V60H261ZM16 63H17V62H16ZM22 63H24V62H22ZM36 63H37V62H36ZM57 63H58V62H57ZM64 63H65V62H64ZM77 63H78V62H77ZM82 63H83V62H82ZM91 63H90V64H91ZM94 63H95V62H94ZM101 63H102V62H101ZM105 63H106V62H105ZM130 63L132 64V61H131ZM141 63H142V62H141ZM143 63H144V62H143ZM143 63H142V64H143ZM145 63H146V62H145ZM248 63H249V62H248ZM256 63H257V62H256ZM259 63H260V62H259ZM18 64H21V63H18ZM53 64H54V63H53ZM53 64H52V65H53ZM111 64L113 65L114 63H111ZM133 64H134V63H133ZM155 64H156V63H155ZM166 64H167V63H166ZM173 64H174V63H173ZM173 64H172V65H173ZM175 64H176V63H175ZM194 64H195V63H194ZM200 64H201V63H200ZM236 64H237V63H236ZM26 65H27V63H26ZM40 65H41V64H40ZM42 65H43V64H42ZM50 65H51V64H50ZM59 65H60V64H59ZM59 65H58V66H59ZM75 65H76V64H75ZM84 65H85V64H84ZM105 65H106V64H105ZM115 65H116V64H115ZM149 65H150V64H149ZM164 65H165V64H164ZM168 65H169V64H168ZM246 65H247V64H246ZM8 66H9V65H8ZM27 66H29V65H27ZM48 66H49V65H48ZM77 66H78V65H77ZM124 66H125V64H124ZM124 66H122V67L124 68ZM162 66H163V65H162ZM170 66H171V65H170ZM170 66H167V67H170ZM178 66H179V65H178ZM180 66H181V65H180ZM180 66H179V67H180ZM189 66H190V65H189ZM207 66H208V65H207ZM222 66H223V65H222ZM258 66H259V64H258ZM35 67H36V66H35ZM83 67H84V66H83ZM86 67H87V66H86ZM106 67L109 68L108 64H107ZM111 67H112V66H111ZM130 67H131V66H130ZM172 67H173V66H172ZM175 67H176V66H175ZM179 67H178V68H179ZM185 67H186V66H185ZM217 67H218V66H217ZM11 68H13V67H11ZM16 68H17V67H16ZM40 68H41V67H40ZM43 68H45V67H43ZM60 68H61V67H60ZM98 68H99V66H98ZM114 68H115V66H114ZM117 68H118V66H117ZM132 68H135V67L133 66ZM132 68H131V69H132ZM152 68H153V67H152ZM180 68H181V67H180ZM226 68H227V67H225V69H226ZM237 68H238V67H237ZM36 69H37V68H36ZM50 69H51V68H50ZM50 69H48V70H50ZM56 69H58V68L56 67ZM128 69H129V68H128ZM182 69H183V68H182ZM214 69H216V68H214ZM232 69H233V68H232ZM244 69H245V68H243L242 70H244ZM28 70H29V69H28ZM40 70H41V69H40ZM45 70H46V69H45ZM68 70H69V69H68ZM93 70H94V69H93ZM97 70H98V69H97ZM100 70H101V69H100ZM100 70H99V71H100ZM164 70H165V69H164ZM168 70H169V69H168ZM171 70H172V69H171ZM205 70H206V69H205ZM222 70H223V68H222ZM236 70H237V69H236ZM258 70H259V69H258ZM262 70H263V69H262ZM8 71H9V70H8ZM12 71H13V70H12ZM14 71H15V67H14ZM53 71H54V70H53ZM53 71H52V72H53ZM76 71H77V70H76ZM95 71H96V70H95ZM146 71H148V70H146ZM151 71H152V70H151ZM183 71H184V69H183ZM193 71H194V70H193ZM219 71H220V70H219ZM229 71H230V70H229ZM231 71H232V70H231ZM9 72H10V71H9ZM17 72H18V70H17ZM29 72H30V70H29ZM29 72H28V73H29ZM73 72H74V71H73ZM117 72H118V71H117ZM130 72H132V71H130ZM142 72H143V71H142ZM148 72H149V71H148ZM171 72H173V71H171ZM190 72H192V71L190 70ZM190 72H189V73H190ZM234 72H235V71H234ZM245 72H246V71H245ZM21 73H22V72H21ZM42 73H43V69H42ZM46 73H48V72H46ZM46 73H45V74H46ZM59 73H60V72H59ZM99 73H100V72H99ZM113 73H114V72H113ZM149 73H150V72H149ZM184 73H185V72H184ZM189 73H188V75H189ZM192 73H193V72H192ZM195 73H196V72H195ZM242 73H243V72H242ZM14 74H15V72H14V73H10L11 76H15V75H16V74H15V75H14ZM35 74H36V73H35ZM43 74H44V73H43ZM48 74H49V73H48ZM71 74H72V73H71ZM104 74H105V73H104ZM108 74H109V71H108ZM124 74H125V73H124ZM133 74H134V73H133ZM141 74H142V73H141ZM143 74H144V73H143ZM163 74H164V73H163ZM174 74H175V73H174ZM232 74H233V73H232ZM232 74H231V75H232ZM251 74H252V73H251ZM39 75H40V74H39ZM51 75H52V74H51ZM56 75H57V73H56ZM58 75H59V74H58ZM63 75H64V74H63ZM120 75H121V74H120ZM139 75H140V74H139ZM139 75H138V76H139ZM150 75H151V74H150ZM152 75H153V74H152ZM186 75H187V74H186ZM207 75H208V74H207ZM235 75H236V73H235ZM257 75H258V74H257ZM259 75H260V74H259ZM26 76H27V75H26ZM66 76H67V75H66ZM82 76H83V75H81V77H82ZM100 76H101V75H100ZM108 76H111V75H108ZM113 76H114V75H112V78H113ZM158 76H159V75H158ZM165 76H166V75H165ZM172 76H173V75H172ZM174 76H176V75H174ZM251 76H252V75H251ZM60 77H61V76H60ZM71 77H72V76H71ZM129 77H130V76H129ZM145 77H147V76H145ZM191 77L194 78V76H191ZM202 77H203V76H202ZM208 77H209V76H208ZM243 77H244V76H243ZM249 77H250V75H249ZM253 77H254V76H253ZM253 77H252V78H253ZM39 78H42V77H39ZM39 78H38V79H39ZM58 78H59V77H58ZM63 78H65V77H63ZM86 78H87V77H86ZM131 78H132V76H131ZM143 78H144V77H143ZM155 78H156V77H155ZM158 78H159V77H158ZM158 78H156V79H158ZM184 78H185V77H184ZM187 78H188V77H187ZM195 78H196V77H195ZM226 78H227V77H226ZM254 78H255V77H254ZM254 78H253V79H254ZM263 78H264V77H263ZM95 79H96V78H95ZM109 79H111V78H109ZM145 79H146V78H145ZM145 79H142V80H145ZM188 79H190V78H188ZM214 79H215V78H214ZM243 79H245V78H243ZM259 79H260V78H259ZM30 80H32V79H30ZM51 80H52V79H51ZM58 80H59V79H58ZM89 80H90V79H89ZM112 80H113V79H112ZM115 80H116V79H115ZM115 80H114V81H115ZM126 80H127V78H126ZM160 80H161V79H160ZM181 80H182V79H181ZM197 80H199V79H197ZM206 80H207V79H206ZM223 80H227V79H223ZM239 80H240V79H239ZM41 81H42V80H41ZM66 81H67V80H66ZM79 81H80V80H79ZM86 81H87V80H86ZM95 81H96V80H95ZM104 81H105V80H104ZM119 81H120V80H119ZM119 81H118V83H119ZM145 81H146V80H145ZM154 81H155V80H154ZM189 81H190V80H189ZM22 82H23V81H22ZM24 82H25V81H24ZM26 82H27V81H26ZM43 82H44V81H43ZM43 82H42V83H43ZM77 82H78V81H77ZM111 82H112V81H111ZM111 82H110V83H111ZM138 82H140V80H139ZM138 82H137V83H138ZM198 82H199V81H198ZM231 82H232V81H231ZM12 83H13V82H12ZM44 83H45V82H44ZM67 83H68V82H67ZM83 83H84V82H83ZM85 83H86V82H85ZM92 83H93V82H92ZM107 83H108V82H107ZM126 83H127V82H126ZM129 83H130V82H129ZM159 83H161V82H159ZM223 83H224V82H223ZM247 83H248V82H247ZM255 83H256V82H255ZM260 83H261V82H260ZM37 84H38V83H37ZM37 84H36V85H37ZM68 84H69V83H68ZM95 84H96V83H95ZM102 84H103V83H102ZM113 84H114V83H113ZM143 84H144V83H143ZM145 84H146V83H145ZM156 84H157V83H156ZM169 84H170V83H169ZM171 84H172V83H171ZM200 84H201V83H200ZM205 84H206V83H205ZM236 84H237V83H236ZM248 84H249V83H248ZM248 84H247V85H248ZM258 84H259V82H258ZM27 85H28V84H27ZM40 85H41V83H40ZM42 85H43V84H42ZM55 85H57V84L55 83ZM73 85H74V84H73ZM89 85H90V84H89ZM99 85H100V83H99ZM127 85H128V84H127ZM127 85H126V86H127ZM130 85H131V84H130ZM135 85H136V84H135ZM146 85H147V84H146ZM146 85H145V86H146ZM178 85H179V84H178ZM233 85H234V84H233ZM247 85H246V86H247ZM255 85H256V84H255ZM255 85H254V86H255ZM62 86H63V85H62ZM68 86H69V85H68ZM97 86H98V85H97ZM105 86H106V84H105ZM137 86H138V85H137ZM141 86H143V85H141ZM145 86H144V87H145ZM166 86H167V85H166ZM170 86H171V85H170ZM172 86H175V85H172ZM179 86H180V85H179ZM183 86H184V85H183ZM218 86H219V85H218ZM256 86H257V85H256ZM256 86H255V87H256ZM55 87H56V86H55ZM58 87H59V86H58ZM94 87H95V86H93L92 88H94ZM127 87H128V86H127ZM160 87H161V84H160ZM162 87H163V86H162ZM196 87H197V86H196ZM243 87H244V86H243ZM258 87H259V86H258ZM14 88H15V87H14ZM43 88H44V86H43ZM95 88H97V87H95ZM100 88H101V87H100ZM100 88H99V89H100ZM115 88H117V87H115ZM138 88H139V87H138ZM156 88H157V90H158V87H156ZM170 88H171V87H170ZM172 88H173V87H172ZM175 88H176V87H175ZM201 88H202V87H201ZM228 88H229V87H228ZM68 89H69V88H68ZM72 89H73V88H72ZM103 89H104V87H103ZM106 89H107V88H106ZM129 89H130V87H129ZM131 89H132V88H131ZM134 89H135V88H134ZM139 89H140V88H139ZM145 89H146V87H145ZM159 89H160V88H159ZM164 89H165V87H164ZM164 89H163V90H164ZM187 89H188V88H187ZM193 89H194V88H193ZM56 90H57V89H56ZM88 90H89V89H88ZM132 90H133V89H132ZM132 90H131V91H132ZM135 90H136V89H135ZM153 90H154V89H153ZM161 90H162V89H161ZM167 90H168V89H167ZM175 90H176V89H175ZM181 90H182V89H181ZM263 90H264V89H263ZM48 91H49V89H48ZM64 91H65V90H64ZM67 91H68V90H67ZM85 91H86V89H85ZM143 91H144V90H143ZM154 91H155V90H154ZM164 91H165V90H164ZM168 91H169V90H168ZM218 91H219V90H218ZM242 91H243V90H242ZM261 91H262V90H260V92H261ZM53 92H54V90H53ZM78 92H79V91H78ZM126 92H127V91H126ZM139 92H140V91H139ZM251 92H252V91H251ZM66 93H67V92H66ZM71 93H74V92H71ZM76 93H77V92H76ZM79 93H80V92H79ZM98 93H99V92H98ZM101 93H102V92H101ZM127 93H128V92H127ZM141 93H142V92H141ZM145 93H146V92H145ZM145 93H144V94H145ZM151 93H152V92H151ZM188 93H189V92H188ZM239 93H240V92H239ZM258 93H259V91H258ZM263 93H264V91H263ZM69 94H70V93H69ZM80 94H81V93H80ZM85 94H86V93H85ZM134 94H135V91H134ZM161 94H162V93H161ZM179 94H180V93H179ZM181 94H183V93H181ZM242 94H244V93H242ZM26 95H27V94H26ZM53 95H55V94H53ZM70 95H71V94H70ZM75 95H76V94H75ZM77 95H78V94H77ZM108 95H109V94H108ZM137 95H140V94L137 92ZM220 95H221V92H220ZM259 95H260V94H259ZM259 95H258V96H259ZM100 96H101V95H100ZM112 96H113V95H112ZM130 96H131V95H130ZM135 96H136V95H135ZM185 96H186V95H185ZM234 96H235V95H234ZM255 96H256V94H255ZM79 97H80V96H79ZM87 97H88V95H87ZM91 97L97 100V94H96L94 91H92V90H91ZM91 97H90V98H91ZM157 97H158V96H157ZM159 97H160V96H159ZM213 97H214V96H213ZM227 97H228V96H227ZM58 98H59V96H58ZM81 98H83V97H81ZM101 98H102V96H101ZM103 98H104V97H103ZM111 98H114V97H111ZM154 98H155V96H154ZM203 98H204V97H203ZM219 98H220V97H219ZM219 98H218V99H219ZM238 98H239V97H238ZM244 98H245V97H244ZM248 98H249V97H248ZM257 98H258V97H257ZM257 98H256V99H257ZM126 99H127V98H126ZM129 99H130V98H128V100H129ZM138 99H139V96H138L137 100H138ZM155 99H156V98H155ZM165 99H167V98H165ZM173 99H174V98H173ZM185 99H186V98H185ZM201 99H202V98H201ZM66 100H67V99H66ZM86 100H87V98H86ZM139 100H140V99H139ZM162 100H163V99H162ZM171 100H172V99H171ZM197 100H198V99H197ZM219 100H220V99H219ZM223 100H224V99H223ZM250 100H251V99H250ZM55 101H56V100H55ZM73 101H74V100H73ZM80 101H82V99H80ZM97 101H98V100H97ZM108 101L110 102L109 99H108ZM129 101H130V100H129ZM129 101H128V102H129ZM153 101H155V100H153ZM153 101H151V102H153ZM159 101H160V99H159ZM199 101H200V100H199ZM228 101H229V100H228ZM242 101H243V100H242ZM244 101H245V100H244ZM244 101H243V102H244ZM247 101H248V99H247ZM247 101H246V102H247ZM251 101H252V100H251ZM84 102H85V101H84ZM100 102H101V100H100ZM103 102H106V101L103 100ZM109 102H108V103H109ZM115 102H116V101H115ZM126 102H127V101H126ZM164 102H165V101H164ZM196 102H197V101H196ZM52 103H53V102H52ZM90 103H91V102H90ZM138 103H139V102H138ZM145 103H146V101H145ZM161 103H162V102H161ZM167 103H168V102H167ZM176 103H177V102H176ZM181 103H183V102H181ZM192 103H194V102H192ZM200 103H201V101H200ZM250 103H251V102H250ZM54 104H55V102H54ZM99 104H100V103H99ZM103 104H104V103H103ZM105 104H107V103H105ZM152 104H153V103H152ZM179 104H180V103H179ZM179 104H178V105H179ZM183 104H184V103H183ZM201 104H202V103H201ZM229 104H231V103H229ZM252 104H253V103H252ZM32 105H33V103H32ZM59 105H60V104H59ZM88 105H89V104H88ZM92 105H93V104H92ZM127 105H128V104H127ZM129 105H131V104H129ZM138 105H139V104H138ZM144 105L146 106V104H144ZM167 105H168V104H167ZM175 105H176V104H175ZM206 105H207V104H206ZM206 105H205V106H206ZM222 105H223V104H222ZM239 105H240V104H239ZM243 105H244V104H243ZM253 105H255V104H253ZM66 106H67V105H66ZM78 106H79V105H78ZM83 106H84V105H83ZM89 106H90V105H89ZM95 106H96V104H95ZM145 106H144V107H145ZM180 106H181V104H180ZM184 106H185V105H184ZM189 106H190V105H189ZM131 107H132V105H131ZM131 107H129V108H131ZM138 107H139V106H138ZM142 107H143V106H142ZM224 107H225V106H224ZM246 107H247V106H246ZM258 107H259V106H258ZM82 108H83V107H82ZM97 108H99V107H97ZM102 108H103V107H102ZM107 108H108V107H107ZM173 108H174V107H173ZM188 108H189V107H188ZM207 108H208V107H207ZM220 108H221V106H220ZM234 108H235V107H234ZM5 109H8V111H9L8 114H6ZM55 109H56V108H55ZM108 109H109V108H108ZM143 109H144V108H143ZM163 109H164V108H163ZM177 109H178V106H177ZM179 109H180V108H179ZM183 109H184V108H183ZM183 109H182V110H183ZM198 109H199V108H198ZM198 109H197V110H198ZM235 109H236V108H235ZM89 110H90V109H89ZM93 110H94V109H93ZM99 110H100V109H99ZM99 110H98V111H99ZM105 110H106V109H105ZM109 110H110V109H109ZM132 110H133V109H132ZM140 110H141V109H140ZM182 110H181V111H182ZM212 110H213V109H212ZM224 110H225V109H224ZM91 111H92V110H91ZM91 111H90V112H91ZM94 111H95V110H94ZM113 111H114V110H113ZM129 111H131V110H129ZM133 111H134V110H133ZM135 111H136V110H135ZM135 111H134V112H135ZM158 111H159V110H158ZM173 111H174V110H173ZM177 111H178V110H177ZM192 111H194V109H193ZM72 112L74 113V114H72V115L75 116V113H76V112H74V111H72ZM72 112H71V113H72ZM85 112H86V110H85ZM99 112H100V111H99ZM110 112H111V111H110ZM114 112H115V111H114ZM127 112H128V111H127ZM142 112H144V111H142ZM142 112H141V113H142ZM152 112H153V111H152ZM154 112H155V111H154ZM159 112H160V111H159ZM166 112H168V111H166ZM196 112H197V111H196ZM201 112H203V111H201ZM201 112H200V113H201ZM212 112H213V111H212ZM247 112H248V110H247ZM258 112H259V111H258ZM51 113H53V112H51ZM88 113H89V111H88ZM95 113H96V112H95ZM101 113H102V112H101ZM135 113H136V112H135ZM145 113H146V112H145ZM160 113H161V112H160ZM194 113H195V112H194ZM242 113H243V112H242ZM82 114H83V113H82ZM99 114H100V113H99ZM105 114H106V111H105ZM108 114H109V113H108ZM131 114H132V113H131ZM139 114H140V113H139ZM153 114H154V113H153ZM158 114H159V113H158ZM172 114H174V112H173ZM95 115H96V114H95ZM113 115H114V114H113ZM113 115H112V116H113ZM134 115H135V114H134ZM164 115H165V114H164ZM170 115H171V114H170ZM181 115H182V114H181ZM191 115H192V114H191ZM67 116H69V114H68ZM70 116H71V115H70ZM155 116H156V115H155ZM172 116H173V115H172ZM185 116H186V115H185ZM65 117H66V116H65ZM96 117H98V116H96ZM133 117H135V116H133ZM156 117H158V116H156ZM170 117H171V116H170ZM180 117H181V116H180ZM180 117H179V118H180ZM248 117H249V116H247V118H248ZM255 117H256V116H255ZM58 118H59V117H57L56 119H58ZM88 118H89V117H88ZM103 118H104V117H103ZM105 118H106V117H105ZM142 118H143V117H142ZM167 118H168V117H167ZM173 118H174V117H173ZM173 118H172V119H173ZM198 118H199V117L197 116V119H198ZM239 118H240V117H238V119H239ZM251 118H252V117H251ZM130 119H132V117H131ZM137 119H138V118H137ZM170 119H171V118H170ZM212 119H213V118H212ZM96 120H97V118H96ZM98 120H99V119H98ZM112 120H114V119H112ZM139 120H140V118H139ZM139 120H138V122H139ZM165 120H166V119H165ZM165 120H164V121H165ZM242 120H243V119H242ZM242 120H240V121H242ZM248 120H249V119H248ZM251 120H252V119H251ZM42 121H43V120H42ZM51 121H52V120H51ZM86 121H87V120H86ZM100 121H101V120H100ZM141 121H142V120H141ZM162 121H163V120H162ZM162 121H161V122H162ZM170 121H172V120H170ZM176 121H177V119H176ZM198 121H199V120H198ZM203 121H204V120H203ZM213 121H214V120H213ZM213 121H212V122H213ZM67 122H68V121H67ZM84 122H85V121H84ZM88 122H89V121H88ZM159 122H160V121H159ZM161 122H160V123H161ZM167 122H168V121H167ZM220 122H221V121H220ZM223 122H224V121H223ZM72 123H74V122H72ZM75 123H76V122H75ZM192 123H193V122H192ZM213 123H214V122H213ZM233 123H234V122H233ZM259 123H260V122H259ZM29 124H30V123H29ZM63 124H64V123H63ZM92 124H93V123H92ZM114 124H115V122H114ZM117 124H119V123L117 122ZM124 124H125V123H124ZM124 124H123V125H124ZM167 124H168V123H167ZM39 125H40V124H39ZM58 125H59V124H58ZM65 125H66V124H65ZM70 125H72V124H70ZM93 125H94V124H93ZM104 125H105V124H104ZM104 125H102V128H104V127H103ZM129 125H130V124H129ZM131 125H132V123H131ZM174 125H175V122H174ZM181 125H182V122H181ZM183 125H184V124H183ZM192 125H193V124H192ZM194 125H195V124H194ZM214 125H215V124H214ZM219 125H220V124H219ZM221 125H222V124H221ZM241 125H242V124H241ZM244 125H245V124H244ZM246 125H247V124H246ZM255 125H256V124H255ZM76 126H77V125H76ZM87 126H88V125H87ZM106 126H107V123H106ZM111 126H112V125H111ZM132 126H133V125H132ZM134 126H135V125H134ZM163 126H164V125H163ZM170 126H171V125H170ZM179 126H180V125H179ZM212 126H213V125H212ZM253 126H254V125H253ZM256 126H257V125H256ZM259 126H260V124H259ZM261 126H262V125H261ZM263 126H264V125H263ZM0 127H1V126H0ZM6 127H7V126H6ZM32 127H34V126H32ZM62 127H63V126H62ZM71 127H72V126H71ZM79 127H80V126H79ZM89 127H90V125H89ZM99 127H100V125H99ZM119 127H120V126H119ZM187 127H188V126H186V128H187ZM249 127H250V126H249ZM249 127H248V128H249ZM47 128H48V127H47ZM69 128H70V127H69ZM94 128H95V127H94ZM102 128H101V131H103ZM105 128H106V127H105ZM115 128H116V127H115ZM194 128H195V127H194ZM215 128H216V127H215ZM253 128H254V127H253ZM257 128H258V127H257ZM5 129H6V128H5ZM55 129H58V127L55 128ZM96 129H97V128H96ZM129 129H130V128H129ZM132 129H133V128H132ZM168 129H169V128H168ZM177 129H180V128H177ZM181 129H182V128H181ZM181 129H180V130H181ZM192 129H193V128H192ZM219 129H220V128H219ZM219 129H218V130H219ZM240 129H241V128H240ZM263 129H264V128H263ZM13 130H14V129H13ZM13 130H11V131H13ZM20 130H19V131H20ZM42 130H43V129H42ZM85 130H86V128H85ZM135 130H136V129H135ZM194 130H195V129H194ZM194 130H193V131H194ZM197 130H198V129H197ZM19 131H18V132H19ZM46 131H47V130H46ZM50 131H51V130H50ZM65 131H66V130H65ZM73 131H74V130H73ZM81 131H82V130H81ZM110 131H111V130H109V132H110ZM113 131H114V130H113ZM129 131H130V130H129ZM131 131H132V130H131ZM157 131L159 132V129H157ZM171 131H172V130H171ZM176 131H177V130H176ZM222 131H224V130L222 129ZM244 131H245V130H244ZM260 131H263V130H261V127H260ZM6 132H7V131H6ZM15 132H16V131H15ZM18 132H16V133H18ZM51 132H52V131H51ZM69 132H70V134H71V131H69ZM69 132H68V133H69ZM87 132H89V131H87ZM103 132H104V131H103ZM116 132H117V131H116ZM167 132H168V131H167ZM181 132H182V131H181ZM254 132H256V131H254ZM3 133H4V132H3ZM12 133H13V132H12ZM37 133H38V132H37ZM61 133H62V132H61ZM133 133H134V132H133ZM160 133H163V134H164V132H160ZM165 133H166V131H165ZM173 133H174V132H173ZM201 133H202V132H201ZM249 133H250V132H249ZM259 133H260V132H259ZM51 134H52V133H51ZM66 134H67V133H66ZM66 134H64V135H66ZM79 134H81L80 131H79ZM154 134H155V133H154ZM221 134H222V133H221ZM238 134H240V132H238ZM242 134H243V133H242ZM250 134H251V133H250ZM255 134H256V133H255ZM2 135H3V134H2ZM81 135L83 136V134H81ZM141 135H142V134H141ZM175 135H176V134H175ZM178 135H179V134H178ZM189 135H190V134H189ZM218 135H219V134H218ZM230 135H231V134H230ZM263 135H264V134H263ZM12 136H13V135H12ZM15 136H16V135H15ZM49 136H50V135H49ZM51 136H52V135H51ZM56 136H57V135H56ZM56 136H55V137H56ZM60 136H61V135H60ZM68 136H69V135H68ZM73 136H74V135H73ZM78 136H79V135H78ZM84 136H85V135H84ZM86 136H87V135H86ZM104 136H105V135H104ZM126 136H128L127 133H126ZM126 136H125V137H126ZM130 136H131V135H130ZM137 136H138V135H137ZM153 136H156V135H152V137H153ZM157 136H158V135H157ZM163 136H164V135H163ZM163 136H162V137H163ZM183 136H184V135H183ZM235 136H236V135H235ZM235 136H234V137H235ZM237 136H239V135H237ZM237 136H236V137H237ZM244 136H245V135H244ZM246 136H247V134H246ZM251 136H252V135H251ZM258 136H259V135H258ZM258 136H256V137H258ZM31 137H32V136H31ZM31 137H30V138H31ZM65 137H66V136H65ZM79 137H80V136H79ZM160 137H161V134H160ZM185 137H186V136H185ZM208 137H209V136H208ZM222 137H224V136H222ZM225 137H226V136H225ZM229 137H230V136H229ZM252 137H253V136H252ZM52 138H54V137L52 136ZM75 138H76V137H75ZM85 138H86V137H85ZM89 138H90V137H89ZM98 138H99V137H98ZM104 138H106V137H104ZM127 138H128V137H127ZM140 138H141V137H140ZM145 138H146V137H145ZM172 138H173V137H172ZM179 138H180V137H179ZM181 138H182V137H181ZM188 138H189V137H188ZM263 138H264V137H263ZM263 138H262V139H263ZM17 139H19V138H17ZM37 139H38V138H37ZM49 139H51V138H49ZM93 139H94V138H93ZM107 139H108V138H107ZM122 139H123V137H121V140H122ZM130 139H131V138H130ZM150 139H151V138H150ZM166 139H167V138H166ZM173 139H174V138H173ZM183 139H184V138H183ZM185 139H186V138H185ZM232 139H233V138H232ZM236 139H238V138H236ZM240 139H242V138H240ZM258 139H259V138H258ZM258 139H257V140H258ZM4 140H5V139H4ZM57 140H60V139H57ZM62 140H63V138H62ZM99 140H100V139H99ZM118 140H119V139H118ZM118 140H117V141H118ZM170 140H171V139H170ZM222 140H223V139H222ZM224 140H225V139H224ZM229 140H230V138H229ZM25 141H26V140H25ZM65 141H66V140H65ZM72 141H73V140H72ZM155 141H157V140H155ZM226 141H228V140H226ZM261 141H262V140H261ZM263 141H264V139H263ZM17 142H18V141H17ZM17 142H16V143H17ZM53 142H54V141H53ZM56 142H57V141H56ZM56 142H55V143H56ZM58 142H59V141H58ZM67 142H68V141H67ZM85 142H86V141H85ZM89 142H92V141H89ZM102 142H104V141H102ZM115 142H116V140H115ZM127 142H128V141H127ZM127 142H125V143H127ZM134 142H136V140H135ZM157 142H158V141H157ZM181 142H182V141H181ZM1 143H2V142H1ZM4 143H5V142H4ZM6 143H7V142H6ZM31 143H32V142H31ZM42 143H43V142H42ZM63 143H64V142H63ZM75 143H76V141H75ZM87 143H88V142H87ZM87 143H86V144H87ZM122 143H123V142L121 141V144H122ZM132 143H133V141H132ZM132 143H131V144H132ZM144 143H145V141H144ZM144 143H143V144H144ZM155 143H156V142H155ZM158 143H159V142H158ZM161 143H162V142H161ZM169 143H171V142H169ZM169 143H167V144H169ZM185 143H186V142H185ZM190 143H191V142H190ZM228 143H229V142H228ZM233 143H234V142H233ZM252 143H253V142H252ZM262 143H263V142H262ZM25 144H26V143H25ZM45 144H46V143H45ZM64 144H65V143H64ZM68 144H69V143H68ZM95 144H98V143H95ZM101 144H102V143H101ZM123 144H124V143H123ZM123 144H122V145H123ZM127 144H128V143H127ZM159 144H160V143H159ZM163 144H164V143H163ZM222 144H223V143H222ZM259 144H260V143H259ZM5 145H6V144H5ZM30 145H31V144H30ZM74 145H75V144H74ZM98 145H99V144H98ZM122 145H121V147H122ZM125 145H126V144H125ZM144 145H145V144H144ZM147 145H149V143H147ZM169 145H170V144H169ZM226 145H227V144H226ZM237 145H238V144H237ZM250 145H251V144H250ZM10 146H11V145H10ZM84 146H85V145H84ZM84 146H83V147H84ZM96 146H97V145H96ZM130 146H131V145H130ZM157 146H159V145H157ZM162 146H163V145H161L160 147L162 148ZM183 146H184V145H183ZM229 146H230V144H229ZM262 146H263V145H262ZM22 147H23V146H22ZM70 147H71V145H70ZM73 147H74V146H73ZM85 147H86V146H85ZM89 147H90V144H89ZM147 147H148V146H147ZM177 147H178V146H177ZM249 147L253 148L252 146H249ZM6 148H7V146H4V144H1V145H0V154H1V153L4 154V152L7 151ZM107 148L109 149V146H108ZM127 148H128V150L131 149V148H129V146H127ZM148 148H150V147H148ZM171 148H172V147H171ZM183 148H184V147H183ZM183 148H182V149H183ZM235 148H236V147H235ZM242 148H243V147H242ZM254 148H255V147H254ZM13 149H14V148H13ZM68 149H69V148H68ZM74 149H75V148H74ZM91 149H92V148H91ZM104 149H105V147H104ZM108 149H107V150H108ZM141 149H143V148H141ZM180 149H181V147H180ZM225 149H226V148H225ZM229 149H230V148H229ZM236 149H237V148H236ZM236 149H235V151L238 150V149H237V150H236ZM257 149H258V147H257ZM259 149H260V148H259ZM8 150H9V149H8ZM61 150H62V149H61ZM76 150H77V149H76ZM79 150H80V149H79ZM82 150H83V149H82ZM92 150H93V149H92ZM107 150H106V151H107ZM114 150H115V149H114ZM135 150H136V149H135ZM146 150H147V149H146ZM160 150H161V149H160ZM170 150H171V149H170ZM172 150H173V149H172ZM172 150H171V151H172ZM247 150H248V149H247ZM247 150H246V151H247ZM16 151H17V150H16ZM48 151H49V150H48ZM54 151H55V150H54ZM59 151H60V150H59ZM95 151H96V150H93V152H95ZM97 151H98V150H97ZM100 151H101V150H100ZM144 151H145V150H144ZM175 151H176V150H175ZM180 151H181V150H180ZM191 151H192V150H191ZM230 151L232 152L231 149H230ZM242 151H243V150H242ZM242 151H241V152H242ZM249 151H250V150H249ZM253 151H254V149H253ZM13 152H14V151H13ZM20 152H21V151H20ZM74 152H75V151H74ZM84 152H85V151H84ZM88 152H89V151H88ZM103 152H105V151H103ZM117 152H118V151H117ZM128 152H129V151H128ZM172 152H173V151H172ZM177 152H178V151H177ZM231 152H230V154H233V153H231ZM239 152H240V147H239ZM62 153H63V152H62ZM75 153H76V152H75ZM75 153H74V155H75ZM96 153H97V152H96ZM98 153H99V152H98ZM121 153H122V152H121ZM132 153H133V151H132ZM145 153H146V152H145ZM160 153H161V152H160ZM165 153H166V152H165ZM179 153H180V152H179ZM225 153H226V151H225ZM228 153H229V152H228ZM253 153H254V152H253ZM10 154H11V153H10ZM14 154H15V152H14ZM17 154H18V153H17ZM72 154H73V153H72ZM85 154H86V153H85ZM90 154H92V153H90ZM103 154H104V153H103ZM112 154H113V153H112ZM128 154H129V153H128ZM172 154H173V153H172ZM177 154H178V153H177ZM230 154H228V155H230ZM18 155H19V154H18ZM83 155H84V154H83ZM107 155H108V154H107ZM132 155H133V154H132ZM154 155H155V154L153 153V156H154ZM194 155H195V154H194ZM199 155H200V154H199ZM233 155H234V154H233ZM248 155H249V153H248ZM4 156H5V155H4ZM19 156H20V155H19ZM21 156H23V153H22ZM24 156H25V155H24ZM70 156H71V155H70ZM91 156H92V155H91ZM110 156H111V155H110ZM143 156H144V155H143ZM161 156H162V155H161ZM175 156H176V155H175ZM178 156H179V155H177V157H178ZM221 156H222V155H221ZM11 157H12V156H11ZM31 157H32V156H31ZM67 157H68V156H67ZM101 157H102V156H101ZM114 157L117 158L116 156H114ZM141 157H142V156H141ZM188 157H189V156H188ZM197 157H198V156H197ZM236 157H237V156H236ZM256 157H257V156H256ZM59 158H60V157H59ZM62 158H63V157H62ZM86 158H87V156H86ZM94 158H95V157H94ZM128 158H130V157H128ZM133 158H135V157H133ZM162 158H163V157H162ZM232 158H233V157H232ZM260 158H261V157H260ZM11 159H12V158H11ZM17 159H18V158H17ZM31 159H32V158H31ZM65 159H67V158H65ZM65 159H64V161H65ZM68 159H69V158H68ZM97 159H98V158H97ZM125 159H126V158H125ZM142 159H143V158H142ZM167 159H168V158H167ZM177 159H180V158H177ZM188 159H189V158H188ZM254 159H255V158H253V160H254ZM5 160H6V159H5ZM8 160H9V159H8ZM22 160H23V159H22ZM32 160H33V159H32ZM61 160H62V159H61ZM87 160H88V159H87ZM93 160H94V159H93ZM109 160H110V159H109ZM116 160H117V159H115V161H116ZM126 160H127V159H126ZM129 160H130V159H129ZM162 160H163V159H162ZM221 160H224V159H221ZM239 160H240V159H239ZM248 160H250V159L248 158ZM0 161H1V160H0ZM68 161H69V160H68ZM72 161H73V160H72ZM81 161H82V160H81ZM105 161H106V160H105ZM148 161H150V160H148ZM166 161H167V160H166ZM181 161H182V160H181ZM2 162H3V161H2ZM5 162H7V161H5ZM65 162H67V161H65ZM74 162H75V161H74ZM82 162H83V161H82ZM86 162H87V161H86ZM89 162L91 163L90 160H89ZM108 162H109V161H108ZM108 162H107V163H108ZM123 162H125V161H123ZM123 162H122V164H123ZM141 162H142V161H141ZM167 162H168V161H167ZM170 162H171V161H170ZM229 162H230V160H229ZM229 162H228V163H229ZM256 162H257V159H256ZM260 162H261V161H260ZM84 163H85V162H84ZM101 163H102V162H101ZM130 163H131V162H130ZM134 163H135V162H134ZM163 163H164V162H163ZM205 163H206V162H205ZM209 163H210V162H209ZM230 163H231V162H230ZM234 163H235V162H234ZM247 163H249V162L247 161ZM261 163H262V162H261ZM87 164H88V163H86V165H87ZM96 164H97V163H96ZM112 164H113V162H112ZM117 164H118V163H117ZM179 164H180V163H179ZM211 164H212V163H211ZM232 164H233V161H232ZM232 164H231V165H232ZM235 164H236V163H235ZM254 164H255V162H254ZM5 165H6V164H5ZM5 165H4V166H5ZM19 165H20V164H19ZM61 165H62V164H61ZM93 165H94V164H93ZM93 165H92V166H93ZM103 165H104V164H103ZM105 165L107 166V164H105ZM126 165H127V163H126ZM128 165H129V164H128ZM128 165H127V166H128ZM130 165H131V164H130ZM133 165H134V164H133ZM251 165H252V164H251ZM21 166H22V165H21ZM24 166H25V165H24ZM26 166H27V164H26ZM72 166H73V165H72ZM76 166H77V165H76ZM76 166H74V168H75ZM79 166H80V165H79ZM84 166H85V165H84ZM87 166H88V165H87ZM94 166H95V165H94ZM113 166H115V165L113 164ZM119 166H120V165H119ZM119 166H118V169H119ZM143 166H144V165H143ZM167 166H168V165H167ZM219 166H220V165H219ZM232 166H233V165H232ZM232 166H231V167H232ZM236 166H237V164H236ZM247 166H248V165H246L245 167H247ZM257 166H258V165H257ZM263 166H264V165H263ZM63 167L65 168V166H63ZM116 167H117V166H115V168H116ZM131 167H133V166H131ZM145 167H146V166H144V169H145ZM152 167H153V165H152ZM152 167H150V168H152ZM168 167H169V166H168ZM3 168H4V167H3ZM103 168H104V167H103ZM135 168H136V167H135ZM137 168H138V167H137ZM137 168H136V169H137ZM160 168H161V167H160ZM166 168H167V167H166ZM218 168H219V167H218ZM237 168H238V167H237ZM6 169H7V168H6ZM11 169H12V168H11ZM13 169H14V168H13ZM15 169L19 170V167L15 168ZM93 169H94V168H93ZM121 169H122V168H121ZM124 169H125V168H124ZM131 169H132V168H131ZM138 169H139V168H138ZM138 169H137V170H138ZM167 169H168V168H167ZM213 169H214V168H213ZM246 169H247V168H246ZM258 169H259V168H258ZM258 169H257V170H258ZM32 170L34 171V169H32ZM114 170H115V169H114ZM129 170H130V169H129ZM129 170H128V171H129ZM146 170H147V169H146ZM156 170H157V169H156ZM235 170H236V169H235ZM240 170H241V169H239V172H240ZM19 171H20V170H19ZM21 171H22V170H21ZM71 171H72V170H71ZM107 171H108V170H107ZM120 171H122V170H120ZM120 171H119V172H120ZM151 171H153V169H152ZM161 171H162V170H161ZM214 171H215V170H214ZM236 171H237V170H236ZM241 171H242V170H241ZM251 171H253V170H251ZM1 172H2V171H1ZM64 172H65V171H64ZM76 172H77V171H76ZM81 172H83V171H81ZM102 172H103V171H102ZM115 172H116V170H115ZM131 172H132V171H131ZM144 172H145V171H144ZM158 172H159V171H158ZM175 172H177V171H175ZM245 172H246V171H245ZM245 172H241V173H245ZM62 173H63V171H62ZM86 173H87V172H86ZM112 173H113V172H112ZM123 173H124V172H123ZM148 173H150V170H149ZM160 173H161V172H160ZM166 173H167V172H166ZM214 173H215V172H214ZM233 173H234V172H233ZM235 173H236V172H235ZM53 174H54V173H53ZM116 174H117V172H116ZM127 174H131V173H128V172H127ZM140 174H141V173H140ZM151 174H152V173H151ZM151 174H150V175H151ZM167 174H168V173H167ZM174 174H175V173H174ZM245 174H246V173H245ZM247 174H248V172H247ZM255 174H256V173H255ZM64 175H65V174H64ZM86 175H87V174H86ZM98 175H99V174H98ZM131 175H132V174H131ZM131 175H129V176H131ZM153 175H154V174H153ZM20 176H21V175H20ZM31 176H32V175H31ZM52 176H53V175H52ZM80 176H81V175H80ZM102 176H103V175H102ZM102 176H100V177H102ZM112 176H113V175H112ZM160 176H161V175H160ZM166 176H168V175H166ZM242 176H243V175H242ZM1 177H2V176H1ZM60 177H61V176H60ZM66 177H67V175H66ZM71 177H72V176H71ZM77 177H78V176H77ZM84 177H86V176H84ZM115 177H116V176H115ZM125 177H126V173H125ZM141 177H142V176H141ZM153 177H154V176H153ZM155 177H156V175H155ZM162 177H163V176H162ZM178 177H180V176H178ZM218 177H219V176H218ZM8 178H9V177H8ZM20 178H21V177H20ZM23 178H24V177H23ZM44 178H45V177H44ZM74 178H75V177H74ZM106 178H107V177H106ZM118 178H119V177H118ZM122 178H123V176H122ZM168 178H169V177H168ZM211 178H212V177H211ZM237 178H238V177H237ZM239 178H240V180L242 179L240 176H239ZM243 178H244V177H243ZM258 178H259V177H258ZM3 179H4V178H3ZM15 179H16V178H15ZM25 179H26V178H25ZM34 179H35V178H34ZM34 179H33V180H34ZM68 179H69V178H68ZM71 179H72V178H71ZM82 179H83V178H82ZM85 179H87V178H85ZM98 179H100V178H98ZM108 179H109V178H108ZM144 179H145V177H144ZM166 179H167V177H166ZM17 180H18V179H17ZM46 180H48V178H47ZM61 180H62V179H61ZM78 180H79V179H78ZM113 180L116 181L115 178H114ZM131 180H132V179H131ZM133 180H134V179H133ZM133 180H132L131 182H134ZM135 180H136V179H135ZM170 180H171V178H170ZM213 180H214V179H213ZM217 180H218V178H217ZM243 180H244V179H243ZM247 180H248V179H247ZM9 181H10V180H9ZM44 181H45V179H44ZM71 181H72V180H71ZM81 181H82V180H81ZM96 181H97V180H96ZM96 181H95V182H96ZM117 181H118V180H117ZM120 181H121V180H120ZM129 181H130V180H128V182H129ZM142 181H143V180H142ZM161 181H162V180H161ZM187 181H188V180H187ZM220 181H223V180H220ZM220 181H219V182H220ZM235 181H236V180H235ZM20 182H21V181H20ZM61 182H62V181H61ZM100 182H101V180H100ZM126 182H127V180H126ZM155 182H156V181H155ZM173 182H174V181H173ZM242 182H243V181H241V183H242ZM245 182H246V181H245ZM253 182H254V180H253ZM255 182H256V181H255ZM9 183H10V182H9ZM22 183H23V182H22ZM71 183H72V182H71ZM113 183H114V182H113ZM116 183H117V182H116ZM116 183H115V184H116ZM143 183H144V181H143ZM158 183H160V181H159ZM174 183H175V182H174ZM226 183H227V180H226ZM228 183H229V182H228ZM231 183H232V182H231ZM256 183H257V182H256ZM256 183H255V184H256ZM7 184H8V183H7ZM10 184H11V183H10ZM47 184H48V183H47ZM61 184H62V183H61ZM81 184H82V183L80 182V186H81ZM94 184H95V183H94ZM98 184H99V183H98ZM110 184H111V182H110ZM120 184H121V183H120ZM128 184H129V183H128ZM137 184H138V183H137ZM152 184L154 185L153 182H152ZM172 184H173V183H172ZM176 184H177V182H176ZM178 184H180V182H179ZM181 184H182V183H181ZM181 184H180V185H181ZM195 184H196V183H195ZM217 184H218V183H217ZM235 184H236V183H235ZM238 184H239V182H238ZM246 184H247V183H246ZM8 185H9V184H8ZM26 185H27V183H26ZM62 185H63V184H62ZM74 185H75V183H74ZM91 185H92V184H91ZM95 185H97V184H95ZM95 185H93V186H95ZM103 185H107V184H103ZM116 185H117V184H116ZM149 185H150V184H149ZM174 185H175V184H174ZM225 185H226V184H225ZM247 185H248V184H247ZM1 186H2V185H0V187H1ZM6 186H7V185H6ZM9 186H11V185H9ZM48 186H49V185H48ZM85 186H86V185H85ZM100 186H101V185H100ZM134 186H135V185H134ZM140 186H141V185H140ZM146 186H147V184L145 185V187H146ZM155 186H158V185H155ZM230 186H232V185H230ZM236 186H237V185H236ZM238 186H239V185H238ZM240 186H241V185H240ZM248 186H249V185H248ZM4 187H5V186H4ZM29 187H30V186H29ZM41 187H42V186H41ZM76 187H77V186H76ZM101 187H102V186H101ZM119 187H120V186H119ZM145 187H144V188H145ZM163 187L165 188L166 186H163ZM163 187H162V188H163ZM182 187H183V186H182ZM182 187H181V188H182ZM242 187H243V186H242ZM258 187H259V186H258ZM50 188H52L51 185H50ZM70 188H71V187H70ZM74 188H75V187H74ZM74 188H73V189H74ZM84 188L86 189V187H83V189H84ZM97 188H98V187H97ZM103 188H104V187H103ZM111 188H112V187H111ZM113 188H114V187H113ZM116 188H117V187H116ZM123 188H124V187H123ZM154 188H155V187H154ZM160 188H161V187H159V190H161ZM219 188H220V187H219ZM243 188H244V187H243ZM253 188H254V187H253ZM255 188H256V187H255ZM255 188H254V189H255ZM259 188H261V186H260ZM25 189H26V188H25ZM47 189H48V188H46V191H47ZM67 189H68V188H67ZM76 189H77V188H76ZM85 189H84V190H85ZM104 189L106 190V188H104ZM104 189H103V190H104ZM107 189H108V188H107ZM148 189H149V188H148ZM152 189H153V188H152ZM193 189H194V188H193ZM225 189H226V188H225ZM232 189H233V188H232ZM256 189H258V188H256ZM263 189H264V188H263ZM8 190H9V189H8ZM8 190H7V193H9ZM43 190H44V189H43ZM48 190H50V189H48ZM60 190H61V189H60ZM96 190H97V189H96ZM98 190H99V189H98ZM116 190H118V189H116ZM126 190H127V192H128V188H127ZM126 190H125V191H126ZM129 190H130V189H129ZM132 190H133V189H132ZM143 190H144V189H143ZM233 190H234V189H233ZM1 191H2V190H1ZM4 191H6V190H4ZM51 191H52V189H51ZM64 191H65V190H64ZM69 191H70V189H69ZM77 191H80V190H77ZM82 191H83V190H81V192H82ZM111 191H112V190H111ZM125 191H124V192H125ZM137 191H138V190H137ZM149 191H150V189H149ZM149 191H148V192H149ZM151 191H152V190H151ZM236 191H237V189H236ZM244 191H245V190H244ZM12 192H13V191H12ZM40 192H41V191H40ZM43 192H44V191H43ZM43 192H41V193H43ZM48 192H49V191H48ZM66 192H67V191H66ZM87 192H88V190H87ZM90 192H91V191H90ZM99 192H100V191H99ZM101 192H102V191H101ZM107 192H108V191H107ZM117 192H118V191H117ZM127 192H125V193H127ZM143 192H144V191H143ZM143 192H142V193H143ZM158 192H159V191H158ZM158 192H156V193H158ZM169 192H170V191H169ZM177 192H178V190H177ZM209 192H210V191H209ZM223 192H224V191H223ZM226 192H227V191H226ZM238 192L240 193V191H238ZM2 193H3V192H2ZM63 193H64V192H63ZM79 193H80V192H79ZM102 193H103V192H102ZM102 193H98V194H102ZM104 193H105V192H104ZM108 193H109V192H108ZM119 193H120V192H119ZM119 193H118V195H119ZM134 193H136V192H134ZM134 193H133V194H134ZM145 193H146V192H144V194H145ZM156 193H155V194H156ZM166 193H167V192H166ZM182 193H183V191H182ZM217 193H218V192H217ZM231 193H233V191H232ZM242 193H243V192H242ZM245 193H246V191H245ZM248 193H249V192H248ZM0 194H1V193H0ZM10 194H11V193H10ZM43 194H45V193H43ZM49 194H50V193H49ZM56 194H57V192H56ZM61 194H62V192H61ZM66 194H67V193H66ZM66 194H65V195H66ZM106 194H107V193H106ZM110 194H112V193H110ZM128 194H129V192H128ZM133 194H132V195H133ZM144 194H142L141 196H143ZM150 194H151V192H150ZM150 194H149V195H150ZM163 194H164V193H163ZM163 194H162V195H163ZM186 194H187V193H186ZM186 194H185V195H186ZM188 194H189V193H188ZM250 194H251V192H250ZM4 195H5V194H4ZM14 195H16V194H14ZM68 195H69V194H68ZM70 195H71V194H70ZM83 195L85 196V194H83ZM83 195H82V196H83ZM86 195H87V194H86ZM118 195H117V196H118ZM132 195H131V196H132ZM156 195H157V194H156ZM169 195H170V194H169ZM176 195H177V194H176ZM209 195H210V194H209ZM226 195H227V194H226ZM226 195H225V196H226ZM231 195H232V194H231ZM242 195H243V194H242ZM261 195H263V194H261ZM2 196H3V195H2ZM9 196H10V195H9ZM27 196H28V195H27ZM57 196H58V195H57ZM78 196H79V195H78ZM99 196H100V195H98L97 197H99ZM105 196H106V195H105ZM127 196H129V195H127ZM127 196H126V197H127ZM146 196H147V195H146ZM150 196H151V195H150ZM166 196H168V193H167ZM179 196H181V195H179ZM182 196H183V195H182ZM222 196H223V195H222ZM247 196H248V195H247ZM16 197H17V196H16ZM45 197H46V196H45ZM47 197H48V196H47ZM68 197H70V196H68ZM72 197H74V196H72ZM85 197H86V196H85ZM100 197H102V196H100ZM106 197H107V196H106ZM111 197H112L111 199H113V197H114L113 194H112ZM160 197H161V196H160ZM176 197H177V196H176ZM187 197H188V195H187ZM240 197H242V196H240ZM250 197H251V196H250ZM260 197H261V196H260ZM11 198H12V197H11ZM13 198H15V197H13ZM83 198H84V197H83ZM107 198L109 199V197H107ZM148 198H149V197H148ZM180 198H181V197H180ZM211 198H212V197H211ZM215 198H216V197H215ZM218 198H219V197H218ZM230 198H231V197H230ZM234 198H235V197H234ZM6 199H7V198H6ZM6 199H5V202H6ZM66 199H67V197H66ZM81 199H82V198H80V200H81ZM98 199H99V198H98ZM104 199H106V198L104 197ZM124 199H125V198H124ZM127 199H128V198H127ZM134 199H135V197H134ZM158 199H159V198H158ZM188 199H189V198H188ZM208 199H209V198H208ZM213 199H214V198H213ZM216 199H217V198H216ZM221 199H222V197L220 198V200H221ZM224 199H225V198H224ZM239 199H240V198H239ZM243 199H244V198H243ZM245 199H246V198H245ZM255 199H256V198H255ZM12 200H13V199H12ZM62 200H63V199H62ZM67 200H68V199H67ZM74 200H75V199H74ZM83 200H84V199H83ZM102 200H103V197H102ZM106 200H107V199H106ZM122 200H123V199H122ZM149 200H150V199H149ZM160 200H161V199H160ZM173 200H174V199H173ZM209 200H210V199H209ZM214 200H215V199H214ZM241 200H242V199H241ZM241 200H240V201H241ZM1 201H2V200H1ZM76 201H77V200H76ZM93 201H94V200H93ZM107 201H108V200H107ZM128 201H129V199H128ZM135 201H136V200H135ZM142 201H143V199H142ZM142 201H140V204H141ZM152 201H153V200H152ZM211 201H212V200H211ZM242 201H243V200H242ZM242 201H241V202H242ZM7 202H8V201H7ZM10 202H11V201H10ZM12 202H13V201H12ZM15 202H16V201H15ZM84 202H85V200H84ZM109 202H110V201H109ZM113 202L115 203L114 199H113ZM117 202L119 203L118 200H117ZM120 202H121V201H120ZM143 202H144V201H143ZM166 202H167V201H166ZM168 202H169V201H168ZM168 202H167V203H168ZM185 202H186V201H185ZM219 202H220V201H219ZM224 202H225V201H224ZM234 202H235V201H234ZM247 202H248V201H247ZM247 202H246V203H247ZM2 203H3V202H2ZM8 203H9V202H8ZM68 203H69V200H68ZM72 203H73V202H72ZM77 203H78V202H77ZM97 203H98V205H99L100 203H102V201H101L100 203L97 201ZM97 203H96V200H95V204H97ZM118 203H117V204H118ZM123 203H125V202H123ZM130 203H131V200H130ZM157 203H159V202H157ZM217 203H218V202H217ZM231 203H232V202H231ZM235 203H236V202H235ZM250 203H252V202H250ZM254 203H255V202H254ZM261 203H262V202H261ZM51 204H53V203H51ZM51 204H50V205H51ZM82 204H83V203H82ZM107 204H109V203H107ZM135 204H137V202H136ZM142 204H145V203H142ZM187 204H188V203H187ZM190 204H191V203H190ZM201 204H202V203H201ZM214 204H215V203H214ZM221 204H222V203H221ZM228 204H229V203H228ZM237 204H238V203H237ZM8 205H9V204H8ZM8 205H7V203H6V206H8ZM33 205H34V204H33ZM109 205H111V204H109ZM125 205H126V204H125ZM127 205H128V204H127ZM145 205H146V204H145ZM147 205H148V204H147ZM149 205H150V204H149ZM156 205H157V204H156ZM183 205H184V204H183ZM188 205H189V204H188ZM188 205H187V206H188ZM198 205H199V204H198ZM204 205H205V204H204ZM263 205H264V203H263ZM263 205H262V206H263ZM22 206H23V205H22ZM53 206H54V205H53ZM53 206H52V207H53ZM55 206H56V205H55ZM114 206H115V205H114ZM118 206H119V204H118ZM129 206H130V205H129ZM154 206H155V205H154ZM160 206H162V205L160 204ZM205 206H206V205H205ZM207 206H208V205H207ZM9 207H11V205H10ZM25 207H26V206H25ZM52 207H51V210H52ZM93 207H94V206H93ZM98 207H99V206H98ZM110 207H111V206H110ZM132 207H133V205H132ZM134 207H135V205H134ZM134 207H133V208H134ZM163 207H164V205H163ZM169 207H170V206H169ZM182 207H183V206H182ZM203 207H204V206H203ZM222 207H224V206H222ZM228 207H229V206H228ZM247 207H248V206H247ZM250 207H251V206H250ZM1 208H2V207H1ZM58 208H59V207H58ZM90 208H91V207H90ZM99 208H101V206H100ZM113 208H114V207H113ZM113 208H112V209H113ZM119 208L122 209L121 206H120ZM190 208H191V207H190ZM195 208H196V207H195ZM205 208H206V207H205ZM217 208H218V206H217ZM224 208H225V207H224ZM224 208H223V209H224ZM244 208H245V207H244ZM251 208H252V207H251ZM262 208L264 209V207H262ZM67 209H68V208H67ZM91 209H92V208H91ZM101 209H102V208H101ZM104 209H105V207H104ZM123 209H125V208H123ZM130 209H131V206H130ZM130 209H129V210H130ZM137 209H138V208H137ZM139 209H140V208H139ZM144 209H145V208H144ZM148 209H149V208H148ZM148 209H147V210H148ZM219 209H220V208H219ZM219 209H218V210H219ZM19 210H20V209H19ZM25 210H26V209H25ZM84 210H85V209H84ZM84 210H83V211H84ZM92 210H93V209H92ZM92 210H90V212H91ZM117 210H118V209H117ZM117 210H116V211H117ZM153 210H154V209H153ZM162 210H163V209H162ZM178 210H179V209H178ZM178 210H177V211H178ZM180 210H182V208H181ZM225 210H226V209H225ZM231 210H232V209H231ZM234 210H235V209H234ZM6 211H7V210H6ZM87 211H89V210H87ZM94 211H95V210H94ZM103 211H104V210H103ZM105 211H107V209H106ZM110 211H111V209H110ZM112 211H113V210H112ZM118 211H119V210H118ZM118 211H117V213H118ZM174 211H176V210H174ZM174 211H173V212H174ZM210 211H211V210H210ZM232 211H233V210H232ZM1 212H3V211H0V213H1ZM18 212H21V211H18ZM95 212H96V211H95ZM95 212H94V213H95ZM97 212H98V210H97ZM97 212H96V213H97ZM124 212H125V210H124ZM137 212H138V211H137ZM145 212H146V211H145ZM149 212H150V211H149ZM157 212H158V211H157ZM160 212H161V210H160ZM160 212H159V213H160ZM214 212H215V211H214ZM233 212H234V211H233ZM249 212H250V211H249ZM249 212H248V213H249ZM253 212H255V211H253ZM23 213H24V212H23ZM70 213H71V212H70ZM100 213H101V211H100ZM102 213H103V212H102ZM105 213H107V212H105ZM105 213H104V214H105ZM120 213H122V212H120ZM132 213H133V212H132ZM150 213L152 214L153 212H150ZM166 213H167V212H166ZM175 213H177V212H175ZM175 213H173L174 216H177L178 214L175 215ZM210 213H212V212H210ZM224 213H225V211H224ZM227 213H229V212H227ZM238 213H239V212H238ZM245 213H246V212H245ZM260 213H261V212H260ZM1 214L4 215L5 213H1ZM20 214H21V213H20ZM82 214H83V212H82ZM98 214H99V213H98ZM98 214H97V215H98ZM109 214H110V212H109ZM144 214H146V213H144ZM156 214H157V213H156ZM229 214H230V213H229ZM249 214H250V213H249ZM253 214H254V213H253ZM257 214H258V213H257ZM262 214H263V213H262ZM6 215H7V214H6ZM21 215H22V214H21ZM71 215H73V214H71ZM71 215H70V216H71ZM84 215H86V213H84ZM88 215H89V214H88ZM88 215H87V216H88ZM100 215H101V214H99V216H100ZM121 215H122V214H121ZM121 215H120V216H121ZM136 215H139V214H136ZM149 215H150V214H149ZM223 215H224V214H223ZM231 215L233 216L234 214L231 213ZM7 216H8V215H7ZM82 216H83V215H82ZM105 216H106V215H105ZM146 216H148V215H146ZM186 216H187V215H186ZM214 216H215V215H214ZM214 216H212V217L214 218ZM29 217H30V216H29ZM53 217H54V216H53ZM56 217H57V216H56ZM107 217H108V216H107ZM112 217H113V216H112ZM151 217H152V216H151ZM178 217H179V216H178ZM208 217H209V216H208ZM217 217H218V216H217ZM234 217H235V216H234ZM253 217H254V216H253ZM256 217H257V216H256ZM259 217H260V216H259ZM5 218H6V217H5ZM23 218H24V217H23ZM39 218H40V217H39ZM48 218H49V217H48ZM54 218H55V217H54ZM83 218H84V217H83ZM89 218H90V217H89ZM93 218H94V217H93ZM93 218H92V220H93ZM95 218H97L96 215H95ZM108 218H109V217H108ZM120 218H121V217H120ZM123 218H124V217H123ZM148 218H149V217H148ZM148 218H147V219H148ZM175 218H176V217H175ZM215 218H216V217H215ZM215 218H214V219H215ZM222 218H223V217H222ZM0 219H1V218H0ZM55 219H56V218H55ZM100 219H101L100 221H102V218H101V217H100ZM103 219H105V218L103 217ZM140 219H141V218H140ZM162 219H163V218H162ZM195 219H196V218H195ZM201 219H202V218H201ZM207 219H208V218H207ZM218 219H219V218H218ZM238 219H239V218H238ZM246 219H247V218H246ZM262 219H263V218H262ZM46 220H47V219H46ZM51 220H52V219H51ZM87 220H88V219H87ZM87 220H86V221H87ZM97 220H98V219H97ZM108 220H109V219H108ZM123 220H124V219H123ZM148 220H149V219H148ZM154 220H155V219H154ZM230 220H231V219H230ZM232 220H234V218H233ZM252 220H254V219H252ZM255 220H256V219H255ZM2 221H3V220H2ZM44 221H45V220H44ZM65 221H66V220H65ZM67 221H68V220H67ZM67 221H66V222H67ZM80 221H81V220H80ZM88 221H89V220H88ZM110 221H111V220H110ZM118 221H120V220H118ZM139 221H140V220H139ZM214 221H215V220H214ZM217 221H218V220H217ZM225 221H226V220H225ZM257 221H258V220H257ZM56 222H57V221H56ZM84 222H85V221H84ZM84 222H83V223H84ZM97 222H98V221H97ZM97 222H96V224L99 223V222H98V223H97ZM106 222H107V221H106ZM120 222H121V221H120ZM124 222H125V221H124ZM181 222H182V220H181ZM190 222H191V221H190ZM198 222H199V221H198ZM223 222H224V221H223ZM17 223H18V222H17ZM46 223H47V222H46ZM46 223H45V224H46ZM54 223H55V222H54ZM60 223H63V222H60ZM60 223H59V224H60ZM72 223H73V222H72ZM78 223H79V221H78ZM81 223H82V222H81ZM91 223H93V222H91ZM114 223H115V222H114ZM251 223H252V222H251ZM259 223H260V220H259ZM0 224H1V223H0ZM68 224H69V223H68ZM68 224H67V225H68ZM93 224H94V223H93ZM96 224H95V225H96ZM102 224H103V222H102ZM102 224H100V225H102ZM119 224H120V223H119ZM184 224H185V222H184ZM196 224H197V223H196ZM211 224H212V222H211ZM222 224H223V223H222ZM253 224H254V223H253ZM52 225H53V224H52ZM70 225H71V224H70ZM86 225H87V224H86ZM90 225H91V224H90ZM90 225H89V226H90ZM105 225H106V223H105ZM109 225H110V224H109ZM115 225H118V224H115ZM121 225H122V224H121ZM185 225H186V224H185ZM225 225H226V224H225ZM4 226H5V224H4ZM15 226H16V224H15ZM49 226H50V225H49ZM60 226H61V225H60ZM106 226H107V225H106ZM106 226H105V227H106ZM164 226H165V224H164ZM205 226H206V225H205ZM215 226H216V224H215ZM223 226H224V225H223ZM230 226H231V225H230ZM62 227H63V226H62ZM65 227H66V226H65ZM84 227H86V226L84 225ZM91 227H92V226H91ZM95 227H96V226H95ZM103 227H104V226H103ZM143 227H144V226H143ZM218 227H219V226H218ZM252 227H253V226H252ZM258 227H259V225H258ZM21 228H22V227H21ZM51 228H52V227H51ZM54 228H55V226H54ZM57 228H58V227H57ZM63 228H64V227H63ZM101 228H102V227H101ZM106 228H108V227H106ZM109 228H110V227H109ZM109 228H108V229H109ZM120 228H121V227H120ZM132 228H134V227H132ZM176 228H178V227H176ZM215 228H216V227H215ZM227 228H229V227H227ZM250 228H251V227H250ZM4 229H5V228H4ZM16 229H17V228H16ZM19 229H20V228H19ZM19 229H17V230H19ZM45 229H46V228H45ZM64 229H65V228H64ZM64 229H62V230H64ZM85 229H87V228H85ZM85 229H84V230H85ZM122 229H123V227H122ZM122 229H121V230H122ZM141 229H143V228H141ZM151 229H153V227H152ZM159 229H160V228H159ZM194 229H195V228H194ZM198 229H199V228H198ZM206 229H207V228H206ZM235 229H236V228H235ZM255 229H256V228H255ZM263 229H264V228H263ZM21 230H24V228L21 229ZM48 230L50 231L51 229H48ZM65 230H66V229H65ZM69 230H70V229H68V231H69ZM73 230H74V229H73ZM79 230H80V229H79ZM84 230H82V231H84ZM92 230H93V229L90 228V231H92ZM97 230H98V228H97ZM104 230H106V229H104ZM143 230H144V229H143ZM163 230H164V229H163ZM173 230H174V229H173ZM207 230H208V229H207ZM217 230H219V229H217ZM217 230H216V231H217ZM247 230H248V229H247ZM247 230H246V231H247ZM5 231H6V230H5ZM10 231H11V230H10ZM19 231H20V230H19ZM85 231H86V230H85ZM88 231H89V230H88ZM122 231H123V230H122ZM178 231L181 232V230H178ZM233 231H234V230H233ZM257 231H258V230H257ZM11 232H12V231H11ZM11 232H10V233H11ZM25 232H26V231H25ZM45 232H46V231H45ZM45 232H44V233H45ZM57 232H58V231H57ZM59 232H61V231H59ZM63 232H65V231H63ZM94 232L97 233L96 231H94ZM94 232H93V235H94ZM140 232H141V231H140ZM159 232H160V231H159ZM172 232H174V231H172ZM187 232H189V231H187ZM190 232H191V230H190ZM238 232H239V231H238ZM252 232H253V231H252ZM8 233H9V230H8ZM12 233H14V232H12ZM17 233H18V232H17ZM26 233H27V232H26ZM47 233H48V232H47ZM65 233H67V231H66ZM65 233H64V234H65ZM77 233H78V232H77ZM81 233H82V232H81ZM81 233H80V234H81ZM83 233H84V232H83ZM104 233H105V232H104ZM114 233H115V232H114ZM122 233H123V232H122ZM133 233H134V232H133ZM141 233H142V232H141ZM147 233H148V232H147ZM149 233H151L150 230H149ZM185 233H186V232H185ZM191 233H192V232H191ZM196 233H197V231H196ZM212 233H213V232H212ZM217 233H218V232H217ZM219 233H220V232H219ZM233 233H234V232H233ZM261 233H262V232H261ZM261 233H260V236H261ZM18 234H19V233H18ZM23 234H24V233H23ZM61 234H63V233H61ZM99 234H102V233L99 231ZM105 234H106V233H105ZM105 234H104V235H105ZM163 234H165V233H163ZM174 234H175V233H174ZM258 234H259V232H258ZM7 235H8V234L5 233V236H7ZM53 235H54V234H53ZM78 235H79V234H78ZM78 235H77V236H78ZM82 235H83V234H82ZM106 235L108 236V234H106ZM129 235H130V234H129ZM129 235H128V236H129ZM140 235H141V234H140ZM144 235H145V233H144ZM151 235H154V234H151ZM151 235H150V236H151ZM157 235H158V234H157ZM170 235H171V233H170ZM208 235H210V234H208ZM215 235H217V234H214V236H215ZM243 235H244V234H243ZM243 235H242V236H243ZM247 235H248V234H247ZM14 236H15V235H14ZM14 236H13V237H14ZM35 236H36V235H35ZM48 236H49V233H48ZM56 236H57V235H56ZM95 236H96V235H95ZM122 236H123V235H122ZM130 236H131V235H130ZM132 236H133V235H132ZM142 236H143V235H142ZM145 236H146V235H145ZM162 236H163V235H162ZM210 236H211V235H210ZM217 236H218V235H217ZM221 236H222V235H221ZM224 236H226V235H224ZM263 236H264V235H263ZM62 237H63V236H62ZM82 237H83V236H82ZM100 237H101V236H100ZM110 237H111V236H110ZM158 237H160V236H158ZM166 237H167V236H166ZM166 237H165V238H166ZM206 237H207V236H206ZM239 237H240V236H239ZM48 238H49V237H48ZM53 238H54V237H53ZM53 238H52V239H53ZM55 238H56V237H55ZM72 238H73V237H72ZM96 238H97V236H96ZM102 238H103V237H102ZM105 238H106V236H105ZM168 238H169V236H168ZM168 238H167V239H168ZM195 238H196V237H195ZM201 238H202V237H201ZM213 238H214V237H213ZM227 238H228V237H227ZM227 238H226V239H227ZM233 238H234V237H233ZM237 238H238V236H237ZM240 238H241V237H240ZM240 238H239V239H240ZM248 238H249V237H248ZM66 239H67V238H66ZM66 239H65V241H63V242H66ZM74 239H75V238H74ZM98 239H99V238H98ZM98 239H97L96 241H98ZM107 239H108V238H107ZM114 239H115V237H114ZM143 239H145V238H143ZM148 239L151 240L152 238H148ZM153 239H154V237H153ZM156 239H157V238H156ZM167 239H166V240H167ZM209 239H210V238H209ZM221 239H222V238H221ZM244 239H247V238H244ZM249 239H251V238H249ZM85 240H86V238H85ZM87 240H88V239H87ZM87 240H86V241H87ZM139 240H140V239H139ZM188 240H189V239H188ZM201 240H202V239H201ZM216 240H217V239H215V241H216ZM247 240H248V239H247ZM46 241H47V240H46ZM51 241H52V240H51ZM68 241H69V240H68ZM81 241H82V240H81ZM88 241H89V240H88ZM90 241H91V240H90ZM94 241H95V240H94V238H93V242H94ZM109 241H110V239H109ZM154 241H155V239H154ZM158 241H160V240H158ZM174 241H175V240H174ZM215 241H214V242H215ZM249 241H250V240H249ZM263 241H264V240H263ZM55 242H56V241H55ZM55 242H53V243H55ZM72 242H73V241H72ZM93 242H91V243H93ZM102 242H103V239H102ZM138 242H139V241H138ZM148 242H149V240H148ZM222 242H223V241H222ZM225 242H226V241H225ZM240 242H241V241H240ZM260 242H261V240H260ZM47 243H48V242H47ZM47 243H46V244H47ZM56 243H57V242H56ZM61 243H62V241H61ZM67 243H68V242H67ZM67 243H66V244H67ZM75 243H76V241H75ZM75 243H74V244H75ZM87 243H89V242H87ZM87 243H86V244H87ZM110 243H111V242H110ZM114 243L116 244L115 240L113 241V244H114ZM118 243H119V242H118ZM118 243H117V244H118ZM191 243H192V242H191ZM191 243H190V244H191ZM193 243H195V242H193ZM198 243H199V242H198ZM233 243H234V241H233ZM248 243H249V242H248ZM26 244H27V243H26ZM51 244H52V243H51ZM51 244H49V245H51ZM57 244H58V243H57ZM69 244H70V243H69ZM77 244H78V242H77ZM77 244H76V245H77ZM80 244H81V242H80ZM84 244H85V241H84V243L82 244V246H83ZM96 244H98V243L95 242V245H96ZM111 244H112V243H111ZM117 244H116V245H117ZM119 244H120V243H119ZM123 244H124V242H123ZM123 244H122V245H123ZM150 244H151V243H150ZM152 244H153V243H152ZM160 244H161V243H160ZM183 244H184V243H183ZM206 244H207V243H206ZM214 244H215V243H214ZM227 244H228V243H227ZM236 244H237V243H236ZM242 244H243V243H242ZM246 244H247V242H246ZM27 245H28V244H27ZM90 245H91V244H90ZM92 245H94V244H92ZM92 245H91V246H92ZM120 245H121V244H120ZM138 245H139V243H138ZM146 245H147V244H146ZM187 245H188V244H187ZM195 245H196V244H195ZM201 245H202V244H201ZM201 245H200V246H201ZM231 245H232V244H231ZM259 245H260V244H259ZM262 245H263V244H262ZM54 246H55V245H54ZM63 246H64V245H63ZM100 246H101V245H100ZM117 246H118V245H117ZM117 246H115V247H117ZM197 246H198V245H197ZM215 246H216V245H215ZM256 246H257V245H256ZM34 247H35V246H34ZM65 247H67V246H65ZM78 247H79V245H78ZM78 247H77V249H79ZM97 247H98V246H97ZM109 247H110V245H109ZM115 247H114V248H115ZM120 247H123V246H119V248H120ZM126 247H127V246H126ZM142 247H143V246H142ZM155 247H157V246H155ZM155 247H153V249H154ZM182 247H183V246H182ZM189 247H190V246H189ZM198 247H199V246H198ZM210 247H211V246H210ZM67 248L70 249V247H67ZM103 248H104V246H103ZM106 248L108 249V247H106ZM123 248H124V247H123ZM149 248H150V247H149ZM183 248H184V247H183ZM195 248H196V246H195ZM204 248H205V247H204ZM214 248H215V247H214ZM228 248H229V247H228ZM244 248H245V247H244ZM251 248H252V247H251ZM251 248H250V249H251ZM33 249H34V248H33ZM77 249H74V250H77ZM112 249H113V248H112ZM121 249H122V248H121ZM160 249H162V248H160ZM167 249H168V248H167ZM186 249H189V250H190V248H186ZM192 249H194V248H192ZM192 249H191V252H192ZM199 249H200V248H199ZM201 249H202V248H201ZM211 249H212V248H211ZM225 249H226V248H225ZM250 249H249V250H250ZM259 249H260V248H259ZM261 249H263V248H261ZM1 250H2V249H1ZM1 250H0V251H1ZM57 250H58V249H57ZM60 250H62V247L60 248ZM66 250H68V249H66ZM113 250H114V249H113ZM118 250H119V249H118ZM142 250H143V249H142ZM148 250H149V249H148ZM155 250H156V249H155ZM173 250H174V249H173ZM181 250H182V249H181ZM196 250H197V249H196ZM216 250H217V249H216ZM221 250H222V249H221ZM226 250H227V249H226ZM239 250H240V249H239ZM241 250H242V249H241ZM254 250H256V249H254ZM33 251H35V250H33ZM58 251H59V250H58ZM80 251H81V250H80ZM80 251H79V252H80ZM98 251H99V250H98ZM123 251H124V250H123ZM161 251H163V250H161ZM174 251H175V250H174ZM256 251H257V250H256ZM1 252H2V251H1ZM17 252H18V251H17ZM65 252H66V251H65ZM82 252H83V251H82ZM84 252H85V251H84ZM114 252H116V248H115V251H114ZM153 252H154V251H153ZM155 252H156V251H155ZM206 252H207V249H206ZM209 252H211V251H209ZM217 252H218V251H217ZM228 252H230V251H228ZM240 252H241V251H240ZM251 252H252V250H251ZM251 252H250V253H251ZM2 253H3V252H2ZM18 253H19V252H18ZM24 253H26V252H24ZM24 253H23V254H24ZM59 253H61V252H59ZM59 253H58V254H59ZM105 253H108V252H105ZM172 253L174 254V252H172ZM207 253H208V252H207ZM237 253H238V252H237ZM0 254H1V253H0ZM3 254H4V253H3ZM54 254H55V252H54ZM78 254H79V253H78ZM78 254H77V256H78ZM115 254H116V253H115ZM155 254H156V253H155ZM155 254H153V255H155ZM173 254H172V255H173ZM192 254H193V253H192ZM211 254H212V253H211ZM234 254H235V252H234ZM4 255H5V254H4ZM73 255L76 256V253L74 252ZM73 255H71L69 252L65 253V255H64L65 261L69 260ZM80 255H81V253H80ZM80 255H79V256H80ZM116 255H117V254H116ZM126 255H127V254H126ZM189 255H190V254H189ZM25 256H27V255H25ZM59 256H60V254H59ZM59 256H58V257H59ZM99 256H100V255H99ZM101 256H102V255H101ZM104 256H105V255H104ZM106 256H107V255H106ZM109 256L111 257V255H109ZM161 256H162V255H161ZM161 256H160V257H161ZM219 256H220V255H219ZM221 256H224V255L221 254ZM257 256H258V255H257ZM9 257H10V256H9ZM11 257H12V256H11ZM27 257H28V256H27ZM29 257H30V256H29ZM62 257H63V256H62ZM92 257H93V256H92ZM151 257H152V256H151ZM153 257H154V256H153ZM155 257H156V255H155ZM227 257H228V256H227ZM230 257H231V256H230ZM235 257H236V256H235ZM248 257H249V256H248ZM250 257H251V256H250ZM254 257H256V256H254ZM259 257H260V255H259ZM261 257H262V256H261ZM261 257H260V258H261ZM3 258H5V257H3ZM19 258H20V257H19ZM30 258H31V257H30ZM49 258H50V257H49ZM81 258H82V257H81ZM86 258H89V257H86ZM86 258H85V259H86ZM120 258H122V257H120ZM126 258H127V257H126ZM136 258H137V257H136ZM136 258L134 257V259H136ZM177 258H178V256H177ZM223 258H224V257H223ZM257 258H258V257H257ZM263 258H264V257H263ZM72 259H74V257H73ZM75 259H78V257L75 258ZM89 259H90V258H89ZM100 259H101V258H100ZM118 259H119V258H118ZM139 259H140V258H139ZM151 259H152V258H151ZM151 259H150V260H151ZM155 259H156V258H155ZM172 259H173V258H172ZM196 259H197V258H196ZM241 259H242V258H241ZM98 260H99V259H98ZM153 260H154V259H153ZM158 260H159V259H158ZM174 260H175V259H174ZM192 260H193V259H192ZM197 260H198V259H197ZM219 260H220V259H219ZM230 260H231V259H230ZM45 261H46V260H45ZM70 261H71V260H70ZM70 261H68V262H70ZM75 261H76V260H75ZM75 261H74V263H75ZM119 261H120V263H121V259H120ZM156 261H157V260H156ZM163 261H164V259H163ZM180 261H181V260H180ZM233 261H234V260H233ZM3 262H4V261H3ZM9 262H10V261H9ZM36 262H38V261H36ZM58 262H59V261H58ZM76 262H77V261H76ZM84 262H86V260H85ZM149 262H150V261H149ZM158 262H159V261H157V263H158ZM203 262H204V261H203ZM218 262H219V261H218ZM238 262H239V261H238ZM1 263H2V262H1ZM5 263H6V262H5ZM56 263H57V262H56ZM70 263H71V262H70ZM74 263H72V264H74ZM86 263H88V261H87ZM86 263H85V264H86ZM106 263H107V262H106ZM106 263H105V264H106ZM122 263H123V262H122ZM163 263H164V262H163ZM167 263H168V262H167ZM178 263H179V262H178ZM197 263H198V262H197ZM197 263H196V264H197ZM234 263H235V262H234ZM256 263H257V262H256ZM35 264H37V263H35ZM38 264H39V263H38ZM58 264H59V263H58ZM82 264H83V263H82ZM92 264H93V263H92ZM96 264H97V263H96ZM128 264H129V263H128ZM147 264H148V261H147ZM155 264H156V263H155ZM159 264H160V262H159ZM164 264H165V263H164ZM249 264H251V263H249ZM260 264H264V262H261Z\"/></svg>",
    "mask_w": 264,
    "mask_h": 264
}]
</instances>
